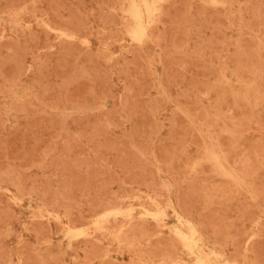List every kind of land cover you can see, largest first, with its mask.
Returning a JSON list of instances; mask_svg holds the SVG:
<instances>
[{"label": "rangeland", "instance_id": "374dc122", "mask_svg": "<svg viewBox=\"0 0 264 264\" xmlns=\"http://www.w3.org/2000/svg\"><path fill=\"white\" fill-rule=\"evenodd\" d=\"M9 1H10V3H9ZM24 1H25V3H24ZM51 1L52 0H28V1H26V0H20V1L19 0H17V1L16 0H8V1L7 0H1L0 1V43H1V45H0V49H1L0 50V60L4 59V58L6 59L7 56H8L7 57V59H8L10 57L9 54H11L12 52L15 55L14 56L13 54H11V57L8 59V61H10L9 63H7L8 62L7 60H5V63H2L3 61H0V63H1L0 66L6 67V69H5V67H4V69H3V67L0 68V72H1L0 73V140H2V139L7 140L9 143V145H8L7 142L5 144L4 143L5 141H3V140H2L3 142L0 141V161H1L0 162V193H1L0 194V211L4 209L5 212L6 211L8 212V214L4 212L5 217L2 214L4 210L2 212H0V214H1L0 215V230H1L0 231V264H3V263L5 264V262H3V260L6 261V259H7L6 264H37V263H39V264H43V263L44 264L45 263L46 264H57V262H58V264H60V263L61 264H82V263L83 264H86V263L87 264H118V263L119 264H124V263L125 264H133V262H134V264H155V263L156 264H197L196 259H195V255L189 254L187 252V249L185 247L183 240L175 233V229L177 226H180V223L177 220V218L173 215L171 208H169L166 211L165 219L162 222H158V220L155 219V217H153V215L151 213V212L156 210V207L154 206V204L152 202L153 198L159 200L162 204H164V203L166 204L168 202L167 200H168L169 195L171 197V200L174 203V207L182 215H184L187 218H190L199 227V229L202 230L200 232H203L202 235L204 236L206 246L208 249L213 248V249H217V250L221 251L226 258H228L231 261H234L235 264H259V263L264 264V263H262V262H264V260L262 259V256H259V259L261 257L262 262H260L261 260L258 261L259 259H257L258 255H262V254L264 255V240H263L264 239V235H263L264 234V225H263L264 221H261V220H264V203H263V201H264V197H263L264 196V182H261V180L264 181L263 180L264 176L260 177V175L264 172V170H263L264 169V162H263L264 161V154H263L264 153V147H263L264 146L263 145V143H264V129L263 128L264 127L262 128V123L264 122V113H263V111H264V104H263L264 103V100H263L264 96H262V93L264 95V90H263L264 85L261 87L262 90L259 88L261 86L260 84H264V83H260V82L264 81V79H262V77L264 78V76H262V75H264L263 74L264 73V69H263L264 68L263 67L264 66V33H263L264 32V25L262 26V24H264V21L261 20L262 16H264V13L260 14L261 17H259L260 15L258 14V12L260 11L259 9H261V8H263V9H261L260 13L264 12V6H263L264 4L262 5V2H264V0H262V1L256 0L255 2H254V0H190V1L189 0L188 1L187 0H185V1L184 0H164V4H165L166 8L168 7L167 9L169 11V12H167V9H166V14L167 13L169 14L170 12H172L173 14L170 16L169 15L166 16V14L164 13L163 15H165L166 18L164 17L163 19H160L161 21H159L158 24H155V34H157V32L158 33L160 32V33L155 35L153 40L145 39L142 41H136V40L131 39V35L127 31L128 26H129V24H127V23L129 22V18L125 14H123V12L121 10V7L125 4L126 0H123V1L122 0H116V1L114 0L115 3L112 2L113 4L111 3V1H113V0H108V1L107 0H105V1L104 0H84V1L83 0H62V1L60 0L61 2L58 0H56V1L53 0L54 1V2L52 1L53 3ZM169 1H170V3H169ZM178 1H181V2H178ZM182 1H183V3L184 2L185 3L183 4ZM20 2H23V3H20ZM48 2H51V3H48ZM63 2H65V3L68 2V3H67V5H65V3H63ZM194 2H195V4H193ZM18 3L21 5H18ZM55 3H56V5H55ZM57 3H58V5H60V7L57 6ZM175 3H176V6H175ZM180 3L184 6V9L182 8L183 6H181ZM258 3L260 4V6L258 5ZM7 4L9 7L5 6ZM114 4H115V6H114ZM170 4L172 7L169 6ZM178 4H180L181 7H179ZM10 5H11V7H10ZM51 5H53V6L51 7ZM63 5H64V7H63ZM68 5H69V7H65ZM185 5L186 6L188 5L187 9H186ZM196 5H197V8H196ZM241 5L245 6V7H242L244 10L241 8ZM261 5L263 7H261ZM38 6L40 8H38ZM61 6L63 8H61ZM70 6L72 9L70 8ZM76 6H78V7H76ZM199 6L202 8L200 9ZM53 7L56 9L53 10ZM169 7L171 10L169 9ZM217 7H219V8H217ZM246 7L251 12H249ZM47 8H48V10H47ZM172 8H175V9L172 11ZM180 8L185 13L184 12L181 13ZM67 9H69V10H67ZM78 9H79V11H78ZM196 9H197V11H196ZM217 9H218L219 14H218V12H215V14H214V11H217ZM175 10L177 13L176 14L177 17H178V13L181 14V15L179 14L180 16L178 18L175 16L177 19H175V17H174ZM178 10H180V12H178ZM219 10H222V12ZM68 11H69V13H68ZM212 11H213V13H212ZM80 12H81V14H80ZM83 12L86 14V16H84L85 14L82 15ZM113 12H114V14H113ZM247 12L249 13V15H250V13H252V14L250 16H248ZM227 13H229L230 15ZM77 14L80 15V16H77L78 20L75 19L76 18L75 15H77ZM208 14L210 15V18H209V16H207ZM216 14H217V16L218 15L221 16V17L218 16L220 23L218 22V20L214 21V19H216V17H217V16L215 17ZM50 15L53 17V19ZM68 15H70V16H68ZM72 15H74V16H72ZM110 15H111V18H113L111 23L108 22L111 20L110 17H107V19H104V18H106V16H110ZM163 15H162V17H163ZM252 15L254 18H252V24H250ZM67 16L69 19L66 18ZM81 16H83V17L81 18ZM181 16L183 18V21H182ZM211 16H214L212 18V23L210 21ZM73 17H75V18H73ZM84 18H86V20H83ZM167 18H168L167 21L171 22V23H168L166 21L168 24V27H167V25H165L166 23L164 24V22ZM180 18H181V20L178 21V19H180ZM199 18H201L200 22L197 21V20H199ZM223 18H224V22H221L223 20ZM246 18L247 19L249 18L248 20H250V21H248ZM61 19L64 20V23ZM65 19H67V20H65ZM171 19L173 21H171ZM253 19H255V21ZM259 19L261 20L262 24L259 21ZM68 20L70 22L73 21L72 24L73 23H75V24L72 25L71 23H67V24H70V26L69 25L66 26L65 22L66 21L69 22ZM79 20L80 21L83 20L84 22L86 21L87 23L86 22L84 23L82 21L80 22ZM229 20H233L234 24H228L227 25V21H229ZM263 20H264V17H263ZM60 21H61V23H63V26L61 25ZM100 21H102L103 23H101ZM174 21H178L179 24H178V22L174 23ZM106 22H107V24H106ZM172 22L174 23V26H173ZM215 22H218L219 25L217 23L215 24ZM59 23H60V25H59ZM223 23H224V25H223ZM245 23H247V24L245 25ZM64 24H65V29H64ZM169 24L170 25L172 24V26H170ZM213 24L215 25V27ZM162 25L166 26L167 28L163 27ZM207 25H208V27H207ZM74 26L77 28H75ZM103 26H104V28H103ZM169 26H170V29H169ZM249 26H250V28H249ZM255 26L259 30H256L257 28ZM175 27H176V29H174ZM204 27L206 29H204ZM212 27L214 28V31H213ZM238 27H239V29H238ZM48 28H50V30ZM70 28H72V29H70ZM95 28L97 29L98 32H95L96 31ZM254 28H255V30H254ZM34 29H35V31H34ZM78 29H80V30H78ZM165 29H167V30L165 31ZM209 29H210L211 33H212V31L214 33L216 31V29H217V31L218 30L219 31L218 32L216 31V33H214V34H210ZM51 30H53V31H51ZM174 30H176V31L174 32ZM245 30H246V33L244 32ZM36 31H37V33H35ZM99 31H101V32H99ZM170 31H171V33H174V36H173V34H170ZM177 32H178V34L176 35ZM111 33H112V35H111ZM168 33H169V35H168ZM217 33H218V35H217ZM47 34H49V35H47ZM68 34H70L71 36H68ZM243 34L244 35L247 34L246 36L249 37V39L246 36H245V38H243L244 37ZM162 35H164L166 38L163 37ZM178 35H180L184 39L181 38L180 36L178 37ZM219 35L220 36L222 35V37H223V35L226 36V39H225L226 42L222 41V39ZM238 35H240V36H238ZM98 36H99V38H98ZM169 36H170V38H168ZM171 36H173L172 37L173 41L170 42L169 40H172ZM174 37H176V39ZM256 37H258V38H256ZM10 38H12V40ZM206 38H208V39H206ZM212 38L213 39L215 38L219 42H216V40L214 42V40ZM5 39H6V41H4ZM9 39H10V43H9ZM162 39H163L165 44L163 43ZM223 39H224V37H223ZM256 39H258V40H256ZM17 40L19 41V44H18ZM62 40H64V41H62ZM176 40H177V42H176ZM179 40H181L183 43H182V45L178 46L177 44H178ZM183 40H185V42ZM207 40H208V42H207ZM211 40H213V41H211ZM237 40L239 42H235ZM1 41H3V42H1ZM11 41L14 42V45L12 44L13 42H11ZM240 41L242 43H240ZM245 41H246V43H245ZM256 41H258V42H256ZM44 42H46V43L44 44ZM67 42L69 44H67ZM76 42H78V43H76ZM167 42L170 43L168 46L166 44ZM160 43H163L166 46L164 47V45L160 44ZM199 43H200V45L202 44L201 45L202 51H201V48L199 47L200 46ZM239 43L241 44V46L244 45L245 47L247 46L246 44L248 43V46H247L248 49L251 48V51L254 50V52H256V53L253 52V55H251L250 54L251 51L248 50L246 47L245 48V49H247V52H246L244 47H241ZM243 43H245V44H243ZM252 43H254L255 45H252ZM147 44L149 46H147ZM179 44H181V42H179ZM2 45H3V47L7 46L10 49L14 46H17V47L12 48L13 51H11L8 48H7V50H5V48H1ZM64 45H65V49H64ZM80 45H81V47L79 48ZM170 45H172V47ZM68 46H73V47H71V49H70V47H68ZM160 46H162L163 49ZM252 46L256 47L255 48L256 50L254 49V47L252 48ZM145 47L147 48V50ZM166 47H167V49H166ZM223 47L226 49V51ZM72 48H74L75 50L74 49L72 50ZM168 48H169V50L170 49L171 50L169 51ZM14 49H16V50L18 49L17 51H19V50L21 51V52H19L20 56H18L19 55L18 52H14V51H16ZM69 49L72 52L68 51ZM148 49H150V52L148 51ZM164 49H165V51L168 50L167 53L165 51H163ZM239 49L240 50L242 49V51L240 53L243 52L246 54L247 57H249V58H246L242 64L249 65V67L248 66L247 67L248 68L251 67L252 70L255 71V72L254 71L250 72L251 68H250V70L247 69L249 73L246 70V74L248 76L246 75L244 77V79L246 81V85L249 86V88L247 89L249 91L248 94H249V96L250 95L252 96L251 98L249 97V100L251 99V103L253 102V104H251V106H249L250 102L240 103V106L238 105L239 108L236 107L237 111L235 108H233L234 106H231L232 101L230 100L231 99L230 97H229L230 99L227 97L230 101H228V100L225 101L228 103L230 102L229 104L227 103L229 106L226 105L225 103H224L225 105L223 104L225 106V107H223V110L224 109L227 110L228 108L229 109L232 108L230 111H231V113H233V115L230 113L229 109H228V111L230 113L229 116L232 115L233 117L230 116L231 117L230 119H226L227 123L231 124V126L229 124V127L230 128L232 127V133L228 132V131L223 132L222 134H224V135L221 136V134H220V137L217 140L222 141V143H221V141L219 142L220 144L218 143L219 147H221L220 145L222 144V147L225 148L224 149L225 152H224V150H222V147L220 148L222 151V154H223L222 155V162H224L223 164L225 166H228V168H230L232 170V172L235 173V175H236V176L234 175L233 177H230L224 173H220V172H217L215 170H211V172L209 171L210 168L212 169V167H211L210 161L207 160L206 157H204L205 154H204V147H203L205 145L206 138L204 139V136L200 130L192 129L188 126V124H187L188 122H183L184 120L186 121V118L184 117L183 114H176V113H180L176 108H177V106L187 107L193 113L199 112V115H201V117H202V114H200V113H202V110L200 108L208 105V102L210 100L216 99L217 97H219L223 93V90H221L222 88H220V85H219L220 73L223 74V79L228 85L240 89L241 88V80H240L239 74L241 72L239 73V71L241 69H243V67L241 68L239 66L240 63H238V61L236 60L237 58L235 59V56L238 57L237 55H238ZM243 50H245V51H243ZM3 52H5V53H3ZM69 52L72 54H70ZM171 52L172 53L174 52L173 55L176 56L175 57L172 55L174 59L171 57V54H172ZM203 52H205V53H203ZM211 52H212V54H214L212 56V60L210 57ZM248 52H249L251 57L247 54ZM6 53H7V55H6ZM151 53H153V54H151ZM199 53H202L204 56H202V54H199ZM231 53H233V54L231 55ZM215 54H217V56ZM21 55L24 56V59ZM61 55L62 56L64 55V56L62 57ZM153 55H158V57L153 56ZM228 55L229 56L231 55L233 57H229ZM262 55H263V57L261 58ZM55 56H56L57 61L60 58L62 59V58H66V57H69L70 60L68 58L65 59L67 61L59 60V62L61 63V65H60V63H59V65L61 67H57L56 64L58 62H56L55 58H53ZM59 56H61V57H59ZM168 56H169V58L173 59V61L178 60L177 62H175L176 65H175V63L173 65V61L171 64V62H170L171 59L168 60L169 59V58H167ZM192 56H193L194 60L191 59ZM196 56L199 57L200 59L199 60L196 59L197 58ZM227 56H228V58H227ZM252 56L253 57L255 56L257 59L253 58ZM258 56H259V58H258ZM18 57H20V58L18 59ZM133 57L136 59L138 57V60H140V58H141V60L138 61V60L134 59ZM142 57H143V60H142ZM153 57H155V58H153ZM162 57H163V59H162ZM215 57L216 58L220 57V58L215 59ZM225 57H226V62H224ZM48 58H49V60H48ZM175 58H178V59L175 60ZM185 58H187V59H185ZM201 58H204V59L202 60ZM229 58H230V60H227ZM13 59H16V61H18V62H16L14 60L15 61V63H14ZM22 59L24 62L21 61ZM184 59L185 60L191 59V60H190V62L189 61L187 62ZM247 59H249V61ZM251 59H255V60L252 61ZM50 60H52V62H49ZM201 60L204 63V65L207 64V66H205L206 68L203 67L204 65L202 66V64H199V62ZM216 60L219 62H216ZM250 60H251V62H250ZM20 61H21V63H20ZM54 61L56 62V64L53 63ZM155 61H158V62H155ZM161 61H162V63H161ZM164 61H165V63L166 62L167 63L166 64L164 63V65H161V64H163ZM194 61H197L198 63L196 62L197 63L196 64ZM231 61H233L232 62L233 65H232ZM64 62H66V64H68V65L66 66V64ZM92 62H93V64H92ZM179 62H180V64H179ZM202 62H200V63H202ZM18 63H19V65H17ZM47 63L50 66H48ZM62 63H64V64H62ZM132 63L133 64L137 63V64L133 65ZM168 63H169V65H167ZM193 63H195V64H193ZM227 63L228 64L230 63V65H232L233 68H231L232 66L228 65ZM234 63L237 65H234ZM8 64L10 65V67ZM14 64H16L15 65L16 67L13 66ZM71 64H73V65L71 66ZM191 64H193L195 67L192 66ZM256 64H258V65H256ZM262 64H263V66H262ZM46 65H47V67H45ZM89 65H91V66H89ZM166 65L168 68L171 67L172 68L171 70H174V71H171L167 67H165V68L163 67ZM187 65H191V66L188 67ZM209 65H210V68H209ZM213 65H214V67H213ZM227 65L230 69L227 67ZM19 66L20 67L22 66V68H19ZM97 66L98 67L100 66V67L97 68ZM144 66H146V67L144 68ZM173 66L176 67V70L173 69ZM261 66H262V71H261V69L259 70V68ZM14 67L16 70H14ZM191 67H192V70H191ZM196 67H197V69H196ZM244 67H246V65ZM11 68H12V71H11ZM57 68H59V70H57ZM91 68H92V70H91ZM177 68L182 69V70H180V73L178 74V77L181 79H179L178 77L177 78L175 77V76H177L176 75ZM211 68H213V69H211ZM18 69L20 70V73H18V71H19ZM24 69H26V70H24ZM165 69H167V71ZM186 69H187V71H185ZM225 69H227V70H225ZM238 69H240V70L238 71ZM5 70L8 72H6ZM93 70H94V72H93ZM168 70H170L171 72H174L173 74L171 72H169V76H170L169 78L170 79L168 78V74H167ZM257 70H259V71H257ZM24 71H25V74H24ZM64 71H66V74ZM68 71H69V73H68ZM123 71H124V73H123ZM135 71H138L139 73L138 72L136 73ZM201 71H203V72H201ZM207 71H209V72L207 73ZM3 72H5V73H3ZM13 72H14V75L17 72V75L13 76L12 75ZM61 72H62V74H61ZM106 72H107V75H106ZM184 72H186V73H184ZM199 72H201L204 76H202V74ZM261 72H263V73L261 74ZM2 73L4 74V76ZM86 73L88 75H86ZM98 73H99V75H98ZM163 73H165V74H163ZM10 74L13 76V78H14L13 80H12V78H10V76H9ZM180 74H182L183 76L182 75L179 76ZM254 74L256 75L257 79L255 78ZM166 75H167V77H165ZM214 75L216 78L214 77ZM44 76H46V77H44ZM87 76H89V77H87ZM141 76H143V78ZM172 76H173V78H172ZM91 77L94 78V80ZM136 77L140 78V79H137ZM161 77L162 78L164 77L163 79L165 82L163 81V79H161ZM194 77H196V78H194ZM77 78H79V80ZM135 78L137 81L135 80ZM165 78H167V79L165 80ZM173 79H174V81H173ZM177 79H178V81H176ZM138 80H139V82H138ZM168 80H170V82ZM189 80L194 81L193 85L190 84L193 81H189ZM73 81H75V82L73 83ZM129 81L132 83L131 86H130ZM166 81H167V83H166ZM175 81L177 83H175ZM199 81H200V83H199ZM144 82H146V84L143 85ZM162 82L165 85L162 84ZM197 82H198V84H201L200 87L204 86V85L207 86L209 84H213V83L218 82L219 88L214 90L211 94H205V88L206 87L204 86L200 89L199 85H197ZM172 83H174L176 85L173 84V86H172ZM257 83L258 84L260 83L259 87H258ZM127 84L129 85V87ZM194 84L199 88L194 86ZM132 86H134V87H132ZM251 86H252V88H251ZM88 87H89V89H88ZM124 87L126 88V91L124 90ZM130 87H131V89H130ZM128 88H129V90H132L133 94L131 93V91L128 90ZM70 89H72V90H70ZM178 89H179V92H178ZM198 89H200V90H198ZM250 89L252 90L253 94H252ZM138 90L140 91V94L142 92L143 93L142 95H144V96L140 95ZM176 90H177V92H176ZM180 90L183 91V94ZM102 91L105 94H103ZM66 92H67V94H66ZM134 92H136L137 95L139 94L140 96L139 95H138L139 97L136 96V94H134ZM200 92H203L204 96H202V93H200ZM176 93H178V95L180 94L178 100H177L178 95ZM165 94L169 95L168 99L164 98ZM184 94L187 95L188 98H192V100L191 99L189 100L190 102L187 101L188 104L186 103V100H188V98ZM130 95L132 96V99H131ZM134 95H135L136 99H135ZM174 95L177 98H175ZM208 95L211 96L209 99H208ZM123 96H124V98H123ZM126 96H127V98H125ZM181 96L184 97L186 100L184 98H182ZM65 97H67V98H65ZM260 97H263L262 100H259ZM50 98H51V100H50ZM133 98H134V100H133ZM252 98H253V100H252ZM120 99H121V101H120ZM193 99H195V100L193 101ZM137 100H139V101H137ZM133 101L137 105H135L133 103ZM140 101H142V102H140ZM183 101H184V103H183ZM191 101L193 104H191ZM115 102H116V105H115ZM148 102H151V103H149L150 104L149 106H151V104L153 103L152 104L153 106H151V108L149 106H147ZM161 102L163 105H162V107L158 108V105ZM194 102H196V103H194ZM132 103L135 105V107L134 106H128ZM142 103H144V104H142ZM259 103H262V104L260 105ZM68 104H70V105H68ZM139 104H141L142 107H139V106H141ZM194 104L197 106V109H198L197 111L195 109L196 107H193ZM143 105L147 106V107H144ZM243 105H246L247 107L243 106ZM198 106H199V108H198ZM16 107H18V108H16ZM132 107L136 110L134 111V109ZM138 107L142 110V112H140V109ZM191 107L194 109V111ZM241 107L242 108L245 107L243 109L246 113H243L244 111ZM261 107H263V108H261ZM129 108H130V110H129ZM152 108H153V110H152ZM18 109L20 111H18ZM238 109H239V111H238ZM240 109H241V111H240ZM257 109L258 110L260 109V111L261 110L262 111L260 112ZM172 110L174 111L173 114H172V112H173ZM247 110H249L250 112ZM129 111H131V112H129ZM228 111H225L227 113V114H225V115H227L226 118H229ZM235 111H236V113H235ZM146 112H150V113H148V115H150V116H147ZM131 113L133 114V116ZM247 113L248 114L250 113V114L248 115ZM123 114H124V116H123ZM244 115H245V117H244ZM142 116L146 117V118H143ZM176 116H179V117H176ZM180 116L182 118H184L182 120L183 124L186 123V124H184V126H182L183 125L182 123L180 125V121H179V120H181ZM234 116H235V119H234ZM248 116H250V117L248 118ZM27 117L32 118L35 121V123L32 119H28ZM236 117H238V118L240 117V120ZM178 118H179V120H178ZM244 118H245V121H244ZM250 118H253V120L251 119V122L249 121ZM133 119L136 120L137 122L134 121ZM173 119L177 120L179 123H176V121ZM254 119H256V120H254ZM28 120H30L31 122ZM148 120H150V121H148ZM229 120H230V122H228ZM260 120H262L263 122H260ZM57 121H58V123H57ZM37 122H39L38 125L36 124ZM235 122H237L236 123L237 127H236ZM121 124H123V125H121ZM154 124H157V125H154ZM177 124L182 126L183 129H182V127L178 126ZM246 124L250 127H248ZM253 124H255V125H253ZM33 125L35 127H33ZM117 125H119V126H117ZM238 125H240V126L238 127ZM40 126H41V128H40ZM251 126H252V128H251ZM255 126H257V127H255ZM258 126L261 128H259ZM263 126H264V123H263ZM19 127L23 128L26 133L24 132L23 129H20ZM36 127H37V129H35ZM101 127H103V128L101 129ZM44 128H45V130H44ZM151 128H153V129H151ZM238 128H241V130ZM246 128L248 129V131H245V130H247ZM18 129L23 131V134L21 131H17ZM138 129H139V133L137 131ZM176 129H177L176 132H178V134L175 132ZM234 129H237V130H235L233 133ZM100 130H102V131H100ZM154 130H155V133H154ZM189 130H190V132H189ZM195 130H197V131H195ZM57 131H60V132L57 133ZM106 131H107V133H106ZM236 131H238L239 133ZM15 132H17V134H19L18 132H20V134L16 135ZM50 132H51V134H50ZM82 132L84 134H85V132H87V134L89 132L90 135L85 134L84 136H82V135H80V134H83ZM196 132H198L199 134ZM31 133L33 134L32 136H34L33 138L31 137ZM55 133H57L58 135ZM132 133H136V134H134L135 136L134 135L131 136ZM148 133H151L149 138H148V135H149ZM152 133H154L155 136ZM247 133H249V134H247ZM252 133H253V135H252ZM258 133H259V135H256ZM34 134L37 136L36 139H39V141L41 140L40 142H42V143L37 142L38 140L36 141V139H34L35 138ZM170 134H172V135H170ZM192 134L194 135L193 136L194 138L192 137ZM195 134H197V136H195ZM234 134H236V135H234ZM74 135H76L77 137H75ZM94 135H97V136H94ZM136 135L138 138H136ZM226 135H228V136H226ZM238 135L239 136L241 135L242 137H238ZM244 135H245V137H243ZM6 136H7V139H6ZM10 136L13 138V140ZM56 136H57V138L55 139ZM90 136H91V138H90ZM98 136H100V137H98ZM107 136H109V137L106 138ZM200 136L202 137L204 142H201L203 140L200 138ZM229 136L233 140H230ZM52 137H54V138H52ZM133 137L135 138L136 141H134ZM161 137H162V139H160ZM185 137H186V139H185ZM187 137H188V139H187ZM8 138H10V139H8ZM105 138H106V140H105ZM247 138L249 140H247ZM250 138H251V140H250ZM19 139H23V140H19ZM76 139H77V141H76ZM115 139H117V140L115 141ZM132 139H133V142L135 143V145H133L134 143H132ZM181 139H183V140H181ZM227 139H228V141H227ZM257 139H259V140H257ZM78 140H79V142H78ZM123 140H125V141H123ZM185 140H186V142H185ZM243 140H247V141H243ZM44 141H45V143H44ZM97 141H98V143H97ZM100 141L101 142L103 141V142L101 143ZM114 141H115V143H114ZM119 141L121 143L120 145H118ZM122 141L124 144H122ZM177 141H179V142H177ZM225 141H226V143H225ZM231 141H233V142H231ZM237 141L240 143H241V141H243L242 144H240V147H238L239 143H237ZM248 141L249 142L258 141L257 143L259 145H260V142L261 143L263 142L261 144L263 146H261V145L258 146L257 143L256 144L249 143ZM36 142H37V144H36ZM53 142L55 144H53ZM95 142L97 144L94 145ZM104 142L105 143L107 142V144H105ZM164 142H165V146H166L165 149H164V144H162ZM196 142H198V143H196ZM244 142H245V145H244ZM246 142H248V143H246ZM33 143H35L34 144L35 147L33 146ZM103 143H104V147H103ZM108 143H110V144H108ZM113 143L114 144L117 143L118 149H117V145L114 146ZM137 143H139L140 146H138L139 144H137ZM141 143L145 144V145H143V148H142ZM179 143H181V145H186V149L183 152H180L178 150V146H180ZM200 143H202V144H200ZM56 144H57L59 149L56 147ZM111 144H112L113 148L110 147ZM225 144L228 145L227 146L228 148L225 147L226 146ZM249 144L252 146H253V144L256 145L255 147L253 146L254 150H253L252 146H251V149H249L250 146H247ZM105 145L107 146V148H109V147L110 148L106 149ZM168 145H169V147H168ZM235 145L237 147H235ZM10 146H12V147H10ZM21 146H23L24 149L21 148ZM80 146H82V147H80ZM121 146H122V149H120ZM144 146H146V147L144 148ZM156 146L163 148L162 149L163 154H162V152H160L158 154V152L161 148L157 150ZM243 146H247V147H245L247 149L243 148ZM257 146H258V148H256ZM37 147H39V150H35V149H37ZM54 147H56L58 150L56 148L54 149ZM229 147H231V148H229ZM234 147H235V150H234ZM91 148L96 150L97 152L94 150L92 151ZM137 148H140V149H137ZM141 148H142V151H140ZM240 148L243 150L242 151L239 150ZM16 149H17V151H16ZM46 149H48V151H46ZM49 149H51V150H49ZM115 149H116V153H115ZM128 149H130V150H128ZM146 149H147V151H145ZM148 149L150 150V152ZM153 149L156 151V154H155V151ZM172 149H174L176 151L175 155L171 154L169 152V151H172ZM228 149H230V150H228ZM54 150H57L58 152L57 151L55 152ZM127 150H128V152H127ZM227 150L230 152H228ZM237 150H239L238 156H237V152H236ZM255 150H256V152H255ZM258 150H261L263 152L258 151ZM6 151H8L9 154L6 153ZM14 151L17 153L14 154L15 153ZM24 151L27 153V155L24 153ZM49 151H50L51 156L49 154ZM249 151H251L252 154L254 152L255 153L253 155H251L250 154L251 152L249 153ZM44 152H46L47 154H45ZM193 152H195V154H193ZM231 152H232V154H231ZM247 152H248V155H250L249 157H248V155H247V157H246V155L244 156V154H247ZM22 153H23V155L25 154V156H23ZM55 153H58V154L60 153V155L55 154ZM132 153H134V154H132ZM142 153L145 155V157ZM198 153H199V156L197 157ZM61 154H62V156H61ZM126 154H128V155H126ZM129 154H131L133 156H131ZM154 154H155V156H154ZM233 154L234 155L236 154V156H234ZM36 155H37V157H36ZM141 155H143V156H141ZM162 155L166 158L165 162H164V160H162V159H165L164 157L162 158ZM168 155L170 157L171 156L172 157L170 158ZM183 155H185L186 157ZM194 155H196V156L194 157ZM226 155H229V158H228V156L226 157ZM261 155H262V157H261ZM27 156L29 159L27 158ZM59 156H60V159L61 158L63 159V161H62V159L59 160V158H58ZM117 156L119 157V159ZM146 156H147V158H146ZM190 156H192L193 158ZM253 156L255 158H253ZM2 157H4V159ZM10 157H11V159H10ZM14 157L17 159H15ZM101 157H103V158L105 157L107 160L103 159ZM149 157H150V159H148ZM156 157L159 159L161 158L160 160L162 161V163H159L161 161H158L159 159H157ZM231 157H235L236 159L234 160V158H231ZM241 157H243V159ZM8 158H9V161H8ZM26 158L28 160H26ZM30 158H36V160H38V161H36L34 159L36 161L35 162L33 159H30ZM94 158L96 160H94ZM168 158H169V160H167ZM225 158L226 159L228 158V159L226 160ZM88 159H90V160H88ZM139 159H140V161H139ZM230 159H231V161H230ZM39 160H40V162H39ZM87 160H88V162H87ZM123 160H124V162H123ZM132 160L134 163L132 162ZM256 160L260 164L258 162H256ZM10 161L13 163H11ZM22 161H23V163H22ZM144 161H146V162H144ZM238 161H240V162H238ZM253 161L255 162L256 166L259 164L258 165L259 167L257 166V168H259V170H258L259 173L257 172V170L255 168H254L255 172L252 171L253 169L252 170L250 169L253 173L249 170V168H252L254 166V165L251 166L252 163H254ZM29 162L30 163L35 162L36 164L35 163H34V165L30 164V166H29L28 165ZM126 162L128 164L130 163V165L128 166V164ZM137 162H138V164H136ZM229 162L232 164H230ZM250 162H252V163H250ZM140 163L143 165H141ZM172 163L173 164L175 163L173 165V167L175 165H177V166H175L173 168ZM178 163H181L180 164L181 167L179 166ZM238 163H239V166H238ZM246 163H247L248 169L246 166L244 167V165H246ZM249 163H250V165H249ZM56 164H58V165H56ZM66 164H67V166H66ZM134 164L137 167H135ZM144 164H145V166H144ZM22 165H25V168H24V166L22 167ZM102 165L104 167H102ZM118 165H119V168L117 167ZM138 165H140V167ZM182 165H183V167H182ZM236 165L238 166V168H236L237 167ZM240 165L244 169H242V167H240ZM260 165H262V166H260ZM2 166L5 167V169L2 168ZM61 166H63L64 168L63 167L62 168L65 170H63L61 168ZM141 166H142V168H141ZM200 166H203V168H201ZM234 166H236V167H234ZM177 167H178L180 172L178 171V169H176ZM128 168H130V169H128ZM150 169L153 171H151ZM245 169H247V170H245ZM75 170H77V171H75ZM94 170H96V172ZM120 170H122L123 172L125 170L126 171L124 173L123 172L121 173ZM131 170L133 172H131ZM261 170H262V173L260 172ZM88 171H89V173H88ZM119 171H120V173H119ZM177 171L179 172L180 175L178 173H176ZM243 171H245V172H243ZM54 172H55V174H54ZM64 172H66V173H64ZM83 172L85 175H83ZM104 172H105V174H104ZM91 173H93V174H91ZM126 173L128 176L126 175ZM132 173H133V175H132ZM137 173H138L139 177H137ZM72 174H73V176H71ZM210 174H211V176H210ZM258 174H260V175H258ZM109 175L113 176V178L111 177V180H113L112 182L110 180ZM152 175H154V176H152ZM197 175L201 176V177L204 176L203 177L204 179H200V177L198 179ZM263 175H264V173H263ZM114 176H115V178H114ZM150 176L152 177V179H150L151 178ZM212 176H214L213 180L211 178ZM68 177H69V181H67ZM72 177H74V178H72ZM105 177L108 178L107 179L108 181L106 180ZM131 177H133V178L129 179ZM207 177H208V179H207ZM123 178L126 180H123ZM136 178H139L140 180L136 179ZM233 178H235V179H233ZM76 179H77V181H75ZM196 179L199 182H197ZM210 179H211V181H210ZM228 179H230L231 181L233 180V181L231 182ZM72 180H73V183H72ZM86 180H87V182H86ZM88 180H89V182H88ZM98 180H99V182H98ZM129 180H131V182ZM150 180H151V182H149ZM205 180L209 184H207V182ZM14 181L17 182V184ZM104 181H105V183H104ZM120 181H122V183H120ZM138 181L141 184H139ZM156 181H159L161 184L159 182H157V184H156ZM178 181L180 183H178ZM192 181H194V182L196 181L198 184H200L199 186L201 189H203L205 187V190L204 189L200 190L198 184L194 185L196 182L194 183ZM215 182L216 183L218 182V184H219L218 187H217L218 184H215ZM227 182L229 185L227 184ZM74 183H75V185H74ZM103 183H104V185H103ZM151 183H152V186H151ZM201 183L202 184L206 183L205 185H207V186L202 185ZM262 183H263V185H262ZM36 184L37 185L41 184V185H38L39 187H37ZM43 184H45V185H43ZM60 184H63L64 187H63V185H61L62 188H61V186L60 187L57 186ZM174 184H175V186H174ZM123 185H125L126 188ZM215 185H216V187H215ZM259 185H260V187H259ZM35 186L39 191L36 190ZM44 186H46V187H44ZM96 186L101 187V189L99 188L100 190H97L98 188ZM104 186H105V188H104ZM147 186H149L150 188L149 187L147 188ZM178 186L179 187L181 186V189ZM208 186H209V189L207 190L206 187L208 188ZM239 186H240V188H239ZM131 187H132V191L130 189ZM222 187H223V189H222ZM226 187H227V189H226ZM52 188H54L53 191H52ZM67 188H68V190H67ZM215 188L216 189L218 188V189L216 190ZM47 189H49V190H47ZM58 189H59V191H58ZM114 189H116V191ZM153 189L158 193L154 192ZM191 189H192V191L190 192ZM212 189H214L215 191L213 192ZM46 190L48 191V195H46L47 194ZM95 190H97V191H95ZM106 190H108V191H106ZM123 190L125 191V193H123L124 192ZM193 190L195 193L193 192ZM67 191H68V193H67ZM93 191H95L94 192L95 194L93 193ZM105 191L108 192V194L110 192V194L109 195L107 194L108 196H106V194H104V193H106ZM205 191H207V192H205ZM53 192L56 195L55 197H54ZM74 192H75V194H74ZM112 192H113V194H112ZM114 192H115V195H114ZM126 192H128L129 194H127ZM130 192H131V194H130ZM196 192L198 195L196 194ZM208 192H209V194H213V195L210 196L208 194ZM227 192H229V194ZM242 192H243V196H242ZM204 193L205 194L207 193V195H209V197L207 195H205ZM246 193H249V195H247ZM102 194H103V196H102ZM178 194L180 196H178ZM191 194H193L195 196L191 197ZM232 194H233V196H232ZM244 194H246L247 197H249V198H247L246 195H244ZM99 195H100V197L102 196L103 200H99L100 199ZM104 195H105V198H104ZM183 195H184V197H183ZM186 195H188V197H189V198L187 197V199H189L188 201L186 200ZM64 196H66V199ZM214 196H216V198ZM51 197L55 198V200L53 199L54 200L53 201ZM69 197L71 198V200ZM73 197H75V198H73ZM109 197H110V199H108ZM113 197H115V200H113L114 199ZM205 197H208V198L206 199ZM230 197H232L231 201H228L230 199ZM46 198H49L51 200H48ZM180 198L182 199L183 203H182ZM97 199H98V201H97ZM194 199H197L196 202L194 201ZM213 199H214V201H218V202L216 204L215 203L211 204L213 202ZM215 199H217V200H215ZM221 199H222V202L220 201ZM87 200H89V201L87 202ZM107 200H110V203H106ZM191 200L195 203H192ZM51 201H52V203H51ZM185 201H186V203H185ZM89 202L93 205L91 206ZM149 202H150V204H149ZM207 202H209V203H207ZM179 203H182L183 205L184 204H187V205L182 206V204H179ZM109 204H111V206H109ZM115 204H117V205H115ZM193 204H195V206ZM207 204H208V206H207ZM232 204H234L235 207ZM242 204H244L245 206H243ZM246 204H248V205H246ZM252 204H254V205H252ZM261 204H262V206H261ZM209 205H212V207ZM214 205L216 208H214ZM185 207L187 209L188 208H190V209L187 210ZM193 207H194L195 211H194ZM201 207H202V209H201ZM221 207H222V209H221ZM223 207L225 208L224 209L225 211L223 210ZM244 207L247 209L249 208L248 209L249 211L247 209H242ZM238 208L240 209L239 211H238ZM183 209L184 210L186 209V211L184 212ZM228 209H230L231 211L229 210L228 212H226ZM72 211H75L74 214L76 213L77 215L71 216V214H73ZM115 211H118L119 213H115ZM220 211H221V213H220ZM236 211H237V213H236ZM197 212H199L200 214ZM9 213H11V214H9ZM212 213H213V215L211 216ZM219 213H220V217L217 216ZM222 213H223L224 219L223 218L221 219ZM226 213H227V216H228V214H230L231 216L233 215L232 218H235V219L232 220L230 215H229L230 217L225 216L226 217L225 218L224 215H226ZM199 215L201 218L199 217ZM77 216H78V220L76 218ZM204 216H205V218H204ZM215 216H216V218H215ZM70 217H71V219H70ZM74 217H75V220H77L75 222H78V223L73 222ZM1 218H3V219L1 220ZM199 219H201V221ZM219 219H220V221H218ZM43 220H45V221H43ZM79 220L80 221L82 220V222H79ZM221 220H222V222H221ZM239 220L242 222H239ZM35 222H36V226H40V224H41L40 232H41V229L44 228L42 231L43 233L42 232L39 233V229H38V227L36 228ZM71 222H73V223H71ZM202 222H204V223L201 224ZM220 222H221V224H220ZM234 222L237 224H235ZM262 222H263V224H262ZM37 223L39 225H37ZM208 223H210L211 226L215 225L216 226V227L214 226L215 229L213 227H210V226L208 227V225H209ZM222 223L224 224V226H225V223L227 225V226H225L226 229L224 228L226 230V232L222 231V230H224ZM239 223H241V224H239ZM247 223L250 224L249 227H248ZM58 224L62 227H60ZM74 224H76V226ZM140 224H141L142 228L140 227ZM204 224L208 228H206L204 226ZM147 225H148V228H147ZM228 225H230V226L228 227ZM55 226L56 227L59 226L58 227L59 230L57 229L58 231L55 230L56 229ZM143 226H145V227H143ZM150 226L151 227L155 226L156 228L155 227L151 228ZM203 226L205 227V229H203L204 228ZM60 228H61V230H60ZM70 228L73 230L70 231ZM230 228H232V229H230ZM234 228L238 229V230L236 229L238 234L235 232ZM95 229L98 232L94 231ZM122 229H123V231H122ZM239 229L241 230V233L243 232V234L239 233ZM99 231H100V233H99ZM213 231H215V232L217 231L220 234H217V232L215 233ZM228 231H230L231 233L233 232L236 235L234 236L233 233H232L233 234L232 235ZM121 232L124 234L122 235ZM98 233H99V235H98ZM204 233H205V235L209 233V235H206V237H205ZM221 233H222V235L224 234V236H222ZM40 234H41V236H38ZM46 234H47V236H46ZM162 234L164 236H162ZM173 234H175L176 236ZM240 234H241V236L242 235L244 236V234H245V236L240 237ZM130 235H131V238H130ZM210 235L211 236L214 235L215 239H213L214 237H209ZM215 235H217V236H215ZM237 235H239V236H237ZM246 235L248 236V238L246 237ZM42 236H44V237H42ZM92 236H95V237H92ZM99 236L101 237L102 240L99 239L100 238ZM128 236L130 239L128 238ZM165 236H166V238L169 237V239L167 238L165 240ZM38 237H39L40 241L38 240ZM158 237L159 238L161 237V238L159 239ZM226 237H228V238H226ZM238 237H240L242 240ZM245 237H246V239H245ZM40 238H42V239H40ZM80 238H81V241H80ZM84 238H85V240H83ZM153 238L155 239V241ZM172 238H175V239H172ZM78 239H79V241H78ZM90 239H92V240H90ZM170 239H171V241H170ZM179 239H181L182 241ZM223 239H224V241H222ZM259 239H261V240H259ZM156 240L158 241V243H157L158 248L157 249H156L157 246L155 247ZM257 240H259V241L257 242ZM24 241H25V243H24ZM217 241H219L220 243ZM243 241H245V242H243ZM254 241H256V242H254ZM26 242H27V244H26ZM90 242H91V244H90ZM106 242H108V243H106ZM178 242H179V244L177 246ZM236 242L237 243L242 242V244H240V245L238 244V246H239L238 247ZM96 243H98V244L96 245ZM159 243L162 246L159 245ZM243 243H245V244H243ZM52 244H54V245H52ZM74 244H76V245H74ZM85 244H86V246H85ZM92 244H94L95 247L99 246L98 249L96 247L93 250L92 246H94V245H92ZM100 244L103 247H101ZM248 244H251L252 247H250L251 245H248ZM138 245H139V247H138ZM166 245H170V246L167 247ZM259 245H260L261 250L259 247L256 248V246H259ZM236 246L238 247V250L235 248ZM240 246H241V248H240ZM17 247L19 250L17 249ZM19 247L20 248L23 247L25 250L23 248L21 250ZM79 247L80 248L86 247L87 251H85V249H80ZM109 247H112L114 249H112V248L110 249ZM147 247H148V249H147ZM161 247H163V248H161ZM115 248H116V251H114ZM233 248H234V250H232ZM95 249L99 250V251L96 252ZM140 249H141V251H140ZM247 249H249V250L251 249V251H249ZM54 250H56V251L58 250V251L56 252ZM143 250H145V251H143ZM153 250L155 253L153 252ZM159 250H160V252L158 253ZM254 250L257 251L256 255H254L255 254ZM259 250L262 251L263 253L262 252L258 253ZM23 251H24V253L25 252L26 253L22 254ZM47 251L49 253L52 252V253H50L51 255L49 253H47ZM93 251H94V253L95 252L96 253L94 254ZM229 251H230V254L232 253L233 255L228 254ZM7 252H8V254H7ZM18 252L21 254H19ZM140 252H141V254L143 253L142 256H140L141 255ZM169 252H172V253H169ZM240 252L241 253L243 252V253L241 254ZM55 253H57V254H55ZM160 253H161L162 258L160 256ZM162 253L165 255H162ZM26 254H28V255L26 256ZM40 254H41V256H40ZM43 254H45L46 256ZM86 254L90 257H87ZM98 254H100V255H98ZM4 255H6L5 257H7V258H3ZM24 255H25V257H24ZM1 256H2L3 260L1 258ZM47 256L49 258H47ZM93 256H94V258H93ZM164 256H166V257H164ZM170 256L171 257L173 256V257L171 258ZM229 256H232V257H230L231 259L229 258ZM247 256H248V258H247ZM250 256H251V258H250ZM50 257H52V260ZM107 257L109 259H107ZM252 257H253V259H252ZM60 258H61V260H60ZM79 258H81V259L79 260ZM86 258H87V260H86ZM88 258H91V259H88ZM34 259H36V260H34ZM28 260L31 262H28ZM88 260L91 262H87ZM114 261H116V262H114Z\"/></svg>", "mask_w": 264, "mask_h": 264}, {"label": "bare ground", "instance_id": "6f19581e", "mask_svg": "<svg viewBox=\"0 0 264 264\" xmlns=\"http://www.w3.org/2000/svg\"><path fill=\"white\" fill-rule=\"evenodd\" d=\"M0 1H1V0H0ZM7 1H8V0H7ZM16 1H17V0H16ZM19 1H20V0H19ZM26 1H28V0H26ZM52 1H53V0H52ZM52 1H51V2H52ZM54 1H56V0H54ZM54 1H53V2H54ZM58 1H60V0H58ZM58 1H57V2H58ZM61 1H62V0H61ZM61 1H60V2H61ZM83 1H84V0H83ZM104 1H105V0H104ZM107 1H108V0H107ZM115 1H116V0H115ZM115 1L113 0V1H111V3H112V2L115 3ZM122 1H123V0H122ZM184 1H185V0H184ZM187 1H188V0H187ZM189 1H190V0H189ZM255 1H256V0H254V2H255ZM261 1H262V0H261ZM261 1H260V2H261ZM5 2H6V1H5ZM46 2H47V1H46ZM51 2H48V3H51ZM53 2H52V3H53ZM81 2H82V1H81ZM81 2H80V3H81ZM178 2H181V1H178ZM9 3H10V1H9ZM9 3H8V4H9ZM20 3H23V2H20ZM24 3H25V1H24ZM63 3H65V2H63ZM67 3H68V2H67ZM67 3H65V5H67ZM169 3H170V1H169ZM169 3H168V4H169ZM182 3H183V1H182ZM184 3H185V2H184ZM184 3H183V4H184ZM246 3H247V2H246ZM8 4L5 5V6H8ZM112 4H113V3H112ZM112 4H111V5H112ZM180 4H181V3H180ZM180 4H178L179 7L183 6L182 4H181V6H180ZM193 4H195V2H194ZM249 4H250V3H249ZM263 4H264V2H262V5H263ZM15 5H16V4H15ZM18 5H21V4L18 3ZM38 5H39V4H38ZM44 5H45V4H44ZM55 5H56V3H55ZM69 5H70V4H69ZM69 5H68V6H65V7H69ZM75 5H76V4H75ZM82 5H83V4H82ZM188 5H189V4H188ZM188 5H187V6L185 5L186 9L188 8ZM197 5H198V4H197ZM197 5H196V8H197ZM247 5H248V4H247ZM247 5H246V6H247ZM258 5L260 6L259 3H258ZM262 5H261V7L264 6V5H263V6H262ZM12 6H13V5H12ZM52 6H53V5H51V7H52ZM57 6L60 7V5H58V3H57ZM71 6H72V5H71ZM71 6H70V8H71ZM79 6H80V5H79ZM114 6H115V4H114ZM114 6H113V7H114ZM167 6H168V5H167ZM169 6H171V4H170ZM173 6H174V5H173ZM175 6H176V3H175ZM248 6H249V5H248ZM248 6H247V7H248ZM8 7H9V6H8ZM10 7H11V5H10ZM18 7H19V6H18ZM46 7H47V6H46ZM54 7H55V6H54ZM54 7H53V10L56 9V8H54ZM63 7H64V5H63ZM63 7L61 6V8H63ZM76 7H78V6H76ZM111 7H112V6H111ZM171 7H172V6H171ZM199 7H200V6H199ZM199 7H198V8H199ZM242 7H245V6H242V5H241V8H242ZM247 7H246V8H247ZM249 7H250V6H249ZM261 7H260V8H261ZM38 8H40V7L38 6ZM44 8H45V7H44ZM70 8H69V9H70ZM167 8H168V7H167ZM167 8H166V6H165V4H164V0H126L125 4L121 7V10H122L123 14H125V15L129 18V22L127 23V24H129L127 31L130 33V35H131V39L136 40V41H142V40H145V39H147V40H153V39H154V36L160 33V32H159V33L157 32V34H155V24H158V22L161 21L160 19H163V18L165 17V15H163V14H164V13L166 14V9H167ZM182 8L184 9V6H183ZM201 8H202V7H200V9H201ZM217 8H219V7H217ZM253 8H254V7H253ZM1 9H2V8H1ZM45 9H46V8H45ZM69 9H67V10H69ZM71 9H72V8H71ZM169 9H170V7H169ZM174 9H175V8H172V11H173ZM178 9H179V8H178ZM180 9H181V8H180ZM186 9H185V10H186ZM203 9H204V8H203ZM203 9H202V10H203ZM222 9H223V8H222ZM242 9H243V8H242ZM261 9H263V8H261ZM261 9H259V10H260V11L258 12L259 15L264 13V12L260 13V12H261ZM47 10H48V8H47ZM65 10H66V9H65ZM82 10H83V9H82ZM170 10H171V9H170ZM205 10H206V9H205ZM243 10H244V9H243ZM243 10H242V11H243ZM247 10H248V8H247ZM75 11H76V10H75ZM78 11H79V9H78ZM78 11H77V12H78ZM80 11H81V10H80ZM83 11H84V10H83ZM85 11H86V10H85ZM100 11H101V10H100ZM111 11H112V10H111ZM113 11H114V10H113ZM196 11H197V9H196ZM198 11H199V10H198ZM206 11H207V10H206ZM219 11L222 12V10H219ZM248 11H249V10H248ZM77 12H76V13H77ZM167 12H169L168 9H167ZM178 12H180V10H178ZM182 12H184V11H182V9H181V13H182ZM199 12H200V11H199ZM215 12H218V9H217V11H214V14H215ZM234 12H235V11H234ZM249 12H251V11H249ZM27 13H28V12H27ZM55 13H56V12H55ZM68 13H69V11H68ZM71 13H72V12H71ZM73 13H74V12H73ZM89 13H90V12H89ZM170 13H171V14H170ZM170 13H169V14L167 13L166 16H167V15L170 16V15L173 14L172 12H170ZM184 13H185V12H184ZM184 13H183V14H184ZM209 13H210V12H209ZM212 13H213V11H212ZM212 13H211V14H212ZM223 13H224V12H223ZM242 13H243V12H242ZM48 14H49V13H48ZM52 14H53V13H52ZM80 14H81V12H80ZM84 14H85V13L83 12L82 15H84ZM102 14H103V13H102ZM113 14H114V12H113ZM176 14H177V13H176V10H175L174 17L176 16ZM179 14H180V13H178V17L181 15V14H180V15H179ZM186 14H187V13H186ZM199 14H200V13H199ZM218 14H219V12H218ZM221 14H222V13H221ZM227 14H229V13H227ZM247 14H248V16H250L252 13H250V15H249V13L247 12ZM61 15H62V14H61ZM103 15H104V14H103ZM105 15H106V14H105ZM108 15H109V14H108ZM116 15H117V14H116ZM162 15H163V17H162ZM212 15H213V14H212ZM223 15H224V14H223ZM229 15H230V14H229ZM259 15H258V16H259ZM50 16H51V15H50ZM50 16H49V17H50ZM63 16H64V15H63ZM68 16H70V15H68ZM68 16H67L66 18H68ZM72 16H74V15H72ZM75 16H76V18H75V17H73V18H75L76 20H78V19H77V16H80V15L77 14V15H75ZM84 16H86V14H85ZM99 16H100V15H99ZM200 16H201V15H200ZM207 16H209V18H210V15H209V14H208ZM216 16H217V14L215 15V17H216ZM218 16H220V15H218ZM218 16L216 17V19H214V21H215V20H218V22L220 23V20H219ZM51 17H52V16H51ZM57 17H58V16H57ZM82 17H83V16H81V18H82ZM103 17H104V16H103ZM107 17H110V18H111V15H110V16H106V18H104V19H107ZM115 17H116V16H115ZM161 17H162V18H161ZM176 17H177V16H176ZM176 17H175V19L178 18V17H177V18H176ZM202 17H203V16H202ZM213 17H214V16H211V19H210L211 23H212V18H213ZM220 17H221V16H220ZM223 17H224V16H223ZM226 17H227V16H226ZM259 17H261V15H260ZM263 17H264V16H262V19H261L262 21H264V20H263ZM58 18H59V17H58ZM58 18H57V19H58ZM78 18H79V17H78ZM86 18H87V17H86ZM86 18H84L83 20H86ZM165 18H166V17H165ZM168 18H169V17H168ZM168 18H167V19L165 20V22H164V24L166 23L165 25H167V27H168V24H167V22H168V21H167ZM181 18H182V16H181ZM181 18L178 19V21L181 20ZM204 18H205V17H204ZM217 18H218V19H217ZM224 18H225V17H224ZM224 18H223V20L221 19V20H222L221 22H224ZM242 18H243V17H242ZM242 18H241V19H242ZM252 18H254L253 15H252V17H251V23H250V24H252ZM52 19H53V17H52ZM68 19H69V18H68ZM79 19H80V18H79ZM112 19H113V18H111V20L108 21V22L111 23ZM126 19H127V18H126ZM205 19H206V18H205ZM246 19H247V18H246ZM248 19H249V18H248ZM248 19H247V20H248ZM61 20H62L63 23H64V20H63V19H61ZM65 20H67V19H65ZM76 20H75V21H76ZM83 20H81V21L84 22ZM117 20H118V19H117ZM200 20H201V18H199V20H197V21L200 22ZM203 20H204V19H203ZM227 20H228V19H227ZM253 20L255 21V19H253ZM261 20L259 19L260 22H261ZM68 21H69V20H68ZM79 21H80V20H79ZM81 21H80V22H81ZM166 21H167V22H166ZM171 21H173V20L171 19ZM178 21H174V23H175V22L177 23ZM182 21H183V18H182ZM210 21H209V22H210ZM214 21H213V22H214ZM240 21H241V20H240ZM243 21H244V20H243ZM248 21H250V20H248ZM52 22H53V21H52ZM54 22H55V21H54ZM72 22H73V21H72ZM72 22H70V21L67 22V21H66L65 24H66V26H67V25L70 26V24H67V23H71V24H72ZM76 22H77V21H76ZM85 22H86V21H85ZM85 22H84V23H85ZM100 22L103 23L102 21H100ZM114 22H115V21H114ZM116 22H117V21H116ZM162 22H163V21H162ZM184 22H185V21H184ZM190 22H191V21H190ZM218 22H215V24L217 23V24L219 25ZM244 22H245V21H244ZM257 22H258V21H257ZM60 23H61V21H60ZM60 23H59V25H60ZM63 23H61L62 26H63ZM86 23H87V22H86ZM104 23H105V22H104ZM117 23H118V22H117ZM160 23H161V22H160ZM168 23H171V22H168ZM172 23H173V22H172ZM174 23H173V26H174ZM182 23H183V22H182ZM203 23H204V22H203ZM241 23H242V22H241ZM51 24H52V23H51ZM65 24H64V29H65ZM74 24H75V23H73L72 25H74ZM82 24H83V23H82ZM106 24H107V22H106ZM118 24H119V23H118ZM178 24H179V22H178ZM228 24H234V21H233V20H229V21H227V25H228ZM243 24H244V23H243ZM246 24H247V23H245V25H246ZM253 24H254V23H253ZM259 24H260V23H259ZM261 24H262V22H261ZM57 25H58V24H57ZM87 25H88V24H87ZM115 25H116V24H115ZM169 25H170V24H169ZM213 25H214V24H213ZM223 25H224V23H223ZM248 25H249V24H248ZM254 25H255V24H254ZM263 25H264V24H262V26H263ZM54 26H55V25H54ZM69 26H68V27H69ZM75 26H76V25H75ZM75 26H74V27H75ZM162 26H163V25H162ZM170 26H172V24H171ZM170 26H169V29H170ZM230 26H231V25H230ZM257 26H258V25H257ZM71 27H72V26H71ZM101 27H102V26H101ZM163 27H166V26H163ZM167 27H166V28H167ZM202 27H203V26H202ZM207 27H208V25H207ZM214 27H215V25H214ZM222 27H223V26H222ZM228 27H229V26H228ZM241 27H242V26H241ZM244 27H245V26H244ZM253 27H254V26H253ZM255 27H256V26H255ZM72 28H73V27H72ZM72 28H70V29H72ZM75 28H77V27H75ZM88 28H89V27H88ZM103 28H104V26H103ZM249 28H250V26H249ZM256 28H257V27H256ZM31 29H32V28H31ZM48 29L50 30V28H48ZM73 29H74V28H73ZM95 29H96V28H95ZM95 29H94V30H95ZM100 29H101V28H100ZM174 29H176V27H175ZM182 29H183V28H182ZM204 29H206V28L204 27ZM212 29H213V31H214V28H213V27H212ZM238 29H239V27H238ZM78 30H80V29H78ZM78 30H77V31H78ZM101 30H102V29H101ZM166 30H167V29H165V31H166ZM185 30H186V29H185ZM235 30H236V29H235ZM235 30H234V31H235ZM242 30H243V29H242ZM254 30H255V28H254ZM256 30H259V29L257 28ZM261 30H262V29H261ZM6 31H7V30H6ZM32 31H33V30H32ZM34 31H35V29H34ZM51 31H53V30H51ZM74 31H75V30H74ZM171 31H172V30H171ZM171 31H170V34H173V36H174V33H171ZM175 31H176V30H174V32H175ZM213 31H212V33H211V32H210V29H209L210 34H214V33H216L217 29H216V31H215L214 33H213ZM218 31H219V30H218ZM218 31H217V32H218ZM223 31H224V30H223ZM95 32H98L97 29H96ZM99 32H101V31H99ZM181 32H182V31H181ZM181 32H180V33H181ZM192 32H193V31H192ZM244 32L246 33V30H245ZM261 32H262V31H261ZM35 33H37V31H36ZM55 33H56V32H55ZM198 33H199V32H198ZM242 33H243V32H242ZM245 33H244V34H245ZM247 33H248V32H247ZM263 33H264V32H263ZM9 34H10V33H9ZM9 34H8V35H9ZM177 34H178V32L176 33V35H177ZM244 34H243V35H244ZM260 34H261V33H260ZM4 35H5V34H4ZM47 35H49V34H47ZM111 35H112V33H111ZM168 35H169V33H168ZM217 35H218V33H217ZM246 35H247V34H246ZM246 35H244L243 38H245ZM251 35H252V34H251ZM255 35H256V34H255ZM68 36H71V35L68 34ZM106 36H107V35H106ZM162 36L165 37L164 35H162ZM162 36H161V37H162ZM166 36H167V35H166ZM173 36H171V39H172ZM179 36H180V35H178V37H179ZM219 36H220V35H219ZM238 36H240V35H238ZM241 36H242V35H241ZM248 36H249V35H248ZM14 37H15V36H14ZM31 37H32V36H31ZM114 37H115V36H114ZM180 37H181V36H180ZM212 37H213V36H212ZM215 37H216V36H215ZM220 37H221L222 41H225L226 36L223 35L224 39H223L222 35H221ZM236 37H237V36H236ZM246 37H247V36H246ZM98 38H99V36H98ZM165 38H166V37H165ZM168 38H170V36H169ZM168 38H167V39H168ZM174 38L176 39V37H174ZM181 38H183V37H181ZM208 38H209V37H208ZM208 38H206V39H208ZM243 38H242V39H243ZM247 38L249 39V37H247ZM247 38H246V39H247ZM250 38H251V37H250ZM256 38H258V37H256ZM10 39L12 40V38H10ZM10 39H9V43H10ZM67 39H68V38H67ZM100 39H101V38H100ZM179 39H180V38H179ZM183 39H184V38H183ZM185 39H186V38H185ZM212 39H213V38H212ZM235 39H236V38H235ZM242 39H241V40H242ZM251 39H252V38H251ZM7 40H8V39H7ZM106 40H107V39H106ZM177 40H178V39H177ZM177 40H176V42H177ZM213 40H214V42H215L216 39L214 38ZM213 40H211V41H213ZM243 40H244V39H243ZM256 40H258V39H256ZM4 41H6V39H5ZM15 41H16V40H15ZM17 41H18V40H17ZM34 41H35V40H34ZM62 41H64V40H62ZM162 41H163V39H162ZM167 41H168V40H167ZM169 41L171 42V41H173V39H172V40H169ZM183 41L185 42V40H183ZM262 41H263V40H262ZM1 42H3V41H1ZM11 42H13V41H11ZM165 42H166V41H165ZM176 42H175V43H176ZM179 42H181V44H179ZM179 42H178L177 45H178V46H179V45H182L183 42H182L181 40H179ZM198 42H199V41H198ZM207 42H208V40H207ZM216 42H219V41L216 40ZM225 42H226V41H225ZM235 42H239V41L237 40V41H235ZM253 42H254V41H253ZM256 42H258V41H256ZM256 42H255V43H256ZM15 43H16V42H15ZM45 43H46V42H44V44H45ZM76 43H78V42H76ZM81 43H82V42H81ZM163 43H164V41H163ZM163 43H160V44H163ZM240 43H242V42L240 41ZM240 43H239V44H240ZM245 43H246V41H245ZM245 43H243V44H245ZM249 43H250V42H249ZM261 43H262V42H261ZM12 44L14 45V42H13ZM18 44H19V41H18ZM65 44H66V43H65ZM67 44H69V43L67 42ZM71 44H72V43H71ZM164 44H165V43H164ZM164 44H163V45H164ZM166 44H167V46H168L170 43L167 42ZM250 44H251V43H250ZM0 45H1V43H0ZM7 45H8V44H7ZM15 45H16V44H15ZM175 45H176V44H175ZM199 45H200V43H199ZM201 45H202V44H201ZM201 45L199 46L200 48H201ZM221 45H222V44H221ZM246 45L248 46V43H247ZM252 45H255V44L252 43ZM261 45H262V44H261ZM9 46H10V45H9ZM66 46H67V45H66ZM147 46H149V45L147 44ZM147 46H146V47H147ZM150 46H151V45H150ZM165 46H166V45H164V47H165ZM170 46L172 47V45H170ZM178 46H177V47H178ZM240 46H241V44H240ZM240 46H239V47H240ZM247 46H246V47H247ZM256 46H257V45H256ZM14 47H17V46H14ZM14 47H12V48H14ZM68 47H70V49H71V47H73V46H68ZM80 47H81V45L79 46V48H80ZM146 47H145V48H146ZM151 47H152V46H151ZM160 47L162 48V46H160ZM221 47H222V46H221ZM241 47H244V49L246 48L244 45L241 46ZM253 47H254V46H252V48H253ZM1 48H5V50H7V48L10 49V48L7 47V46H4V47H3V45L1 46ZM12 48L10 49L11 51H13ZM76 48H77V47H76ZM169 48H170V47H169ZM169 48H168V50H169ZM196 48H197V47H196ZM211 48H212V47H211ZM219 48H220V47H219ZM223 48H224V47H223ZM255 48H256V47H254V49H255ZM260 48H261V47H260ZM260 48H259V49H260ZM64 49H65V45H64ZM66 49H67V48H66ZM70 49H69L68 51L72 52ZM73 49H74V48H72V50H73ZM162 49H163V48H162ZM166 49H167V47H166ZM224 49H225V48H224ZM224 49H223V50H224ZM247 49H248V47H247ZM247 49H245L246 52H247ZM261 49H262V48H261ZM261 49H260V50H261ZM0 50H1V49H0ZM2 50H3V49H2ZM10 50H9V51H10ZM14 50H16V49H14ZM17 50H18V49H17ZM17 50L14 51V52H18V54H19V52H21V51H20V50L17 51ZM74 50H75V49H74ZM146 50H147V48H146ZM168 50H167V51H168ZM170 50H171V49H170ZM170 50H169V51H170ZM196 50H197V49H196ZM228 50H229V49H228ZM245 50H243V51H245ZM248 50L251 51V48L248 49ZM255 50H256V49H255ZM257 50H258V49H257ZM11 51H10V52H11ZM148 51L150 52V49H148ZM163 51H165V49H164ZM167 51H165V52L167 53ZM198 51H199V50H198ZM201 51H202V48H201ZM203 51H204V50H203ZM225 51H226V49H225ZM241 51H242V49H241V50L239 49V52H238V55H237L238 57L235 56V59L237 58L236 60L238 61V63H240L239 66H240L241 68L243 67V69H241L242 71H241L240 69H238V71L240 70L239 73L241 72L240 74L238 73V74H239V77H240V80H241V88H240V89L228 85V84L224 81V79H223V74L220 73L219 85H220V88H222L221 90H223V93H222L219 97H217L216 99L210 100V101L208 102V105L203 106L202 108H200V109L202 110V113H200V114H202V117H201V115H199V112H198V113H196V112L193 113V112H192L189 108H187V107H184V106H177V108H176V109L180 112V113H176V114H183L184 117L186 118V121L184 120L183 122H188V123H187L188 126H189L190 128H192V129H198V130H200L201 133H202L203 136H204V139L206 138V142H205V145H204L203 147H204V154H205L204 157H206V159L210 161V164H211V167H212V169L210 168L209 171L211 172V170H215V171H217V172L224 173V174H226V175H228V176H230V177H233V176L235 175V173H233L232 170H231L230 168H228V166H225V165L223 164V163H224V162H222V155H223V154H222V151H221V149H220V148L222 147V144L220 145L221 147H219V144H220L219 142H220L221 140H217V139H219L220 134H221V136L224 135V134H222L223 132H227V131H228V132H231V133H232V127H231V128L229 127V124H230V123L228 124L226 119H230V118H231L230 116H232L233 113H231V111H230L232 108H230V109L228 108L229 111H230V113L232 114V115L229 116L230 113H229L228 109H227V110H226V109L223 110V107H225V106H224L225 104L228 105V104L230 103V102H229V103H228V102H225V101H227V100H228V101H230V100L232 101V105H231V106H234L233 108H235V109H236V107H238V105L240 106V103H248V102H250L249 106H251V104H253V102L251 103V99L249 100V97L251 98L252 96H251V95L249 96V94H248L249 91H248L247 89L249 88V86L246 85V81H245V79H244V77L247 75V74H246V70H247V69L250 70L251 67L248 68L249 65H247V64H245L246 67H244L245 65L242 64V63L245 61V59H246V58H249V57H247L246 54L243 53V52L240 53ZM250 51H249V52H250ZM10 52H9V53H10ZM70 52H69V53H70ZM130 52H131V51H130ZM132 52H133V51H132ZM134 52H135V51H134ZM249 52L247 53L249 56H250V54L253 55L254 50L251 51L250 54H249ZM3 53H5V52H3ZM41 53H42V52H41ZM69 53H68V54H69ZM135 53H136V52H135ZM140 53H141V52H140ZM143 53H144V52H143ZM171 53H172V52H171ZM197 53H198V52H197ZM203 53H205V52H203ZM254 53H256V52H254ZM11 54L14 55L13 52H12ZM11 54H9L10 57H11ZM16 54H17V53H16ZM70 54H72V53H70ZM132 54H133V53H132ZM136 54H137V53H136ZM145 54H146V53H145ZM151 54H153V53H151ZM151 54H150V55H151ZM173 54H174V52L171 54V57H172V58H173V56H175V55H173ZM199 54H202V53H199ZM232 54H233V53H231V55H232ZM3 55H4V54H3ZM6 55H7V53H6ZM55 55H56V54H55ZM134 55H135V54H134ZM168 55H169V54H168ZM172 55H173V56H172ZM213 55H214V54H212V52H211V56H210V57H211V60H212V56H213ZM215 55L217 56V54H215ZM231 55H230V56L228 55V56H229V57H233V56H231ZM234 55H235V54H234ZM259 55H260V54H259ZM4 56H5V55H4ZM4 56H3V57H4ZM14 56H15V55H14ZM14 56H13V57H14ZM18 56H20V54H19ZM21 56H22V55H21ZM48 56H49V55H48ZM61 56H62V55H61ZM61 56H59V57H61ZM63 56H64V55H63ZM63 56H62V57H63ZM131 56H132V55H131ZM136 56H137V55H136ZM153 56H157V57H158V55H153ZM161 56H162V55H161ZM193 56H194V55H193ZM193 56H192L191 59H193ZM202 56H204V55L202 54ZM218 56H219V55H218ZM225 56H226V55H225ZM228 56H227V58H228ZM7 57H8V56H7ZM7 57H6V59L4 58V59H1L0 61H3L2 63H5V60L8 61V59L10 58V57H9V58L7 59ZM13 57H12V58H13ZM22 57H23V59H24V56H22ZM65 57H66V56H65ZM140 57H141V56H140ZM140 57H139V58H140ZM157 57H156V58H157ZM175 57H176V56H175ZM196 57H197V56H196ZM250 57H251V56H250ZM252 57H253V56H252ZM262 57H263V55L261 56V58H262ZM19 58H20V57H18V59H19ZM53 58H55V61L58 62V63H57L58 65H59V63H60L59 60H61V61H67V60H65V59H66V58L69 59V57L62 58V59H61V58L59 59V58L57 57V58L59 59V60L57 61V60H56V56L53 57ZM133 58H134V57H133ZM153 58H155V57H153ZM153 58H152V59H153ZM167 58H169V56H168ZM167 58H166V59H167ZM182 58H183V57H182ZM219 58H220V57H219ZM219 58H218V57H217V58L215 57V59H219ZM253 58H256V57L254 56ZM258 58H259V56H258ZM23 59L21 60L22 62H24ZM63 59H64V60H63ZM134 59H136V58H134ZM162 59H163V57H162ZM162 59H161V60H162ZM170 59H171V58H169L168 60H170ZM173 59H174V58H173ZM173 59L170 60L171 64H172ZM176 59H178V58H175V60H176ZM185 59H187V58H185ZM185 59H184V60H185ZM191 59H190V60H191ZM196 59L199 60L200 58L197 57ZM196 59H195V60H196ZM201 59L203 60L204 58H201ZM256 59H257V58H256ZM14 60L16 61V59H13V61H14ZM48 60H49V58H48ZM69 60H70V59H69ZM92 60H93V59H92ZM92 60H91V61H92ZM136 60H138V57H137ZM136 60H135V61H136ZM140 60H141V58H140ZM140 60H138V61H140ZM142 60H143V57H142ZM153 60H154V59H153ZM182 60H183V59H182ZM190 60L188 59V60H185V61H187V62L189 61V62H190ZM193 60H194V59H193ZM202 60H201L200 62H202ZM213 60H214V59H213ZM227 60H230V58L227 59ZM247 60L249 61V59H247ZM251 60L253 61V60H255V59H251ZM251 60H250V62H251ZM7 61H6V62H7ZM15 61H14V63H15ZM21 61H20V63H21ZM55 61H54L53 63L56 64ZM72 61H73V60H72ZM166 61H167V60H166ZM177 61H178V60H177ZM177 61H173V65H174V63L177 62ZM9 62H10V61H8L7 63H9ZM16 62H18V61H16ZM47 62H48V61H47ZM49 62H52V60H50ZM132 62H133V61H132ZM146 62H147V61H146ZM155 62H158V61H155ZM191 62H192V61H191ZM194 62L196 63L197 61H194ZM200 62H199V64H202V66H203L204 63H203V62L200 63ZM212 62H213V61H212ZM212 62H211V63H212ZM216 62H219V61L216 60ZM224 62H226V57H225ZM232 62H233V61H231V63H232ZM255 62H256V61H255ZM259 62H260V61H259ZM7 63H6V64H7ZM64 63L66 64V62H64ZM64 63H62V64H64ZM140 63H141V62H140ZM161 63H162V61H161ZM164 63H165V61H164L163 64H161V65H164ZM166 63H167V62H166ZM166 63H165V64H166ZM195 63H193V64H195ZM197 63H198V62H197ZM197 63H196V64H197ZM213 63H214V62H213ZM253 63H254V62H253ZM0 64H1V63H0ZM50 64H51V63H50ZM57 64H56L57 67H61V66H60L61 63H60L59 66H58ZM92 64H93V62H92ZM132 64H133V63H132ZM136 64H137V63H135V64H133V65H136ZM148 64H149V63H148ZM179 64H180V62H179ZM193 64H191V65L194 66ZM227 64H228V63H227ZM251 64H252V63H251ZM2 65H3V64H2ZM8 65H9V64H8ZM15 65H16V64H14L13 66H15ZM17 65H19V63H18ZM47 65H48V63H47ZM47 65H46L45 67H47ZM67 65H68V64H66V66H67ZM72 65H73V64H71V66H72ZM143 65H144V64H143ZM167 65H169V63H168ZM167 65H166V66H163V67L165 68V67H167ZM175 65H176V63H175ZM191 65H187V66L189 67V66H191ZM211 65H212V64H211ZM214 65H215V64H214ZM214 65H213V67H214ZM228 65H230V63H229ZM228 65H227V67H228ZM232 65H233V63H232ZM232 65H230V66H232ZM234 65H237V64L234 63ZM256 65H258V64H256ZM22 66H23V65H22ZM22 66H21V67L19 66V68H22ZM48 66H50V65H48ZM89 66H91V65H89ZM89 66H88V67H89ZM94 66H95V65H94ZM170 66H171V65H170ZM177 66H178V65H177ZM205 66H207V64L204 65L203 67H205ZM247 66H248V67H247ZM251 66H252V65H251ZM262 66H263V64H262ZM262 66L259 68V70L261 69V71H262ZM1 67H3V69H4L5 66H0V68H1ZM9 67H10V65H9ZM15 67H16V66H15ZM15 67H14V70H16ZM41 67H42V66H41ZM62 67H63V66H62ZM85 67H86V66H85ZM99 67H100V66H99ZM99 67L97 66V68H99ZM139 67H140V66H139ZM145 67H146V66H144V68H145ZM194 67H195V66H194ZM199 67H200V66H199ZM235 67H236V66H235ZM256 67H257V66H256ZM263 67H264V66H263ZM12 68H13V67H12ZM12 68H11V71H12ZM68 68H69V67H68ZM124 68H125V67H124ZM135 68H136V67H135ZM141 68H142V67H141ZM144 68H143V69H144ZM167 68H168V67H167ZM179 68H180V67H179ZM186 68H187V67H186ZM205 68H206V67H205ZM209 68H210V65H209ZM209 68H208V69H209ZM223 68H224V67H223ZM225 68H226V67H225ZM228 68H229V67H228ZM231 68H233V66H232ZM238 68H239V67H238ZM3 69H2V70H3ZM5 69H6V67H5ZM69 69H70V68H69ZM86 69H87V68H86ZM168 69L171 70L172 68L170 67V68H168ZM173 69L176 70V67L173 66ZM196 69H197V67H196ZM208 69H207V70H208ZM211 69H213V68H211ZM229 69H230V68H229ZM257 69H258V68H257ZM263 69H264V68H263ZM8 70H9V69H8ZM18 70H19V69H18ZM18 70H17V71H18ZM24 70H26V69H24ZM57 70H59V68H57ZM91 70H92V68H91ZM133 70H134V69H133ZM146 70H147V69H146ZM165 70L167 71V69H165ZM170 70H168V73L166 72V73L168 74V78L170 77V76H169V72L174 71V70H171V71H170ZM180 70H182V69H178V68H177V73H176L177 76H175L176 78L178 77V74L180 73ZM188 70H189V69H188ZM191 70H192V67H191ZM200 70H201V69H200ZM204 70H205V69H204ZM204 70H203V71H204ZM225 70H227V69H225ZM225 70H224V71H225ZM231 70H232V69H231ZM233 70H234V69H233ZM248 70H247V72H248ZM251 70H252V68H251ZM251 70H250V72H253V71H254V70H252V71H251ZM259 70H257V71H259ZM5 71H6V70H5ZM84 71H85V70H84ZM116 71H117V70H116ZM185 71H187V69H186ZM189 71H190V70H189ZM203 71H201V72H203ZM209 71H210V70H209ZM209 71H207V73H208ZM257 71H256V72H257ZM6 72H8V71H6ZM14 72H15V71H14ZM14 72H13L12 75H13V76L17 75V72H16L15 75H14ZM64 72H65V74H66V71H64ZM64 72H63V73H64ZM93 72H94V70H93ZM101 72H102V71H101ZM117 72H118V71H117ZM135 72L137 73L138 71H135ZM143 72H144V71H143ZM194 72H195V71H194ZM197 72H198V71H197ZM201 72H199V73H201ZM204 72H205V71H204ZM254 72H255V71H254ZM0 73H1V72H0ZM3 73H5V72H3ZM3 73H2V74H3ZM18 73H20V70L18 71ZM40 73H41V72H40ZM50 73H51V72H50ZM68 73H69V71H68ZM68 73H67V74H68ZM88 73H89V72H88ZM123 73H124V71H123ZM128 73H129V72H128ZM130 73H131V72H130ZM138 73H139V72H138ZM140 73H141V72H140ZM171 73L173 74L174 72H171ZM184 73H186V72H184ZM207 73H206V74H207ZM211 73H212V72H211ZM248 73H249V72H248ZM259 73H260V72H259ZM262 73H263V72H261V74H262ZM24 74H25V71H24ZM44 74H45V73H44ZM44 74H43V75H44ZM61 74H62V72H61ZM142 74H143V73H142ZM144 74H145V73H144ZM147 74H148V73H147ZM163 74H165V73H163ZM197 74H198V73H197ZM201 74H202V73H201ZM252 74H253V73H252ZM255 74H256V73H255ZM255 74H254V75H255ZM261 74H260V75H261ZM263 74H264V73H263ZM12 75L10 74L9 76H10V78H12V80H13L14 78H13ZM86 75H88V74L86 73ZM92 75H93V74H92ZM94 75H95V74H94ZM98 75H99V73H98ZM106 75H107V72H106ZM139 75H140V74H139ZM181 75H182V74H180L179 76H181ZM249 75H250V74H249ZM256 75H257V74H256ZM256 75H255V78H256ZM258 75H259V74H258ZM3 76H4V74H3ZM7 76H8V75H7ZM89 76H90V75H89ZM89 76H87V77H89ZM129 76H130V75H129ZM134 76H135V75H134ZM143 76H144V75H143ZM143 76H141V77L143 78ZM163 76H164V75H163ZM182 76H183V75H182ZM190 76H191V75H190ZM196 76H197V75H196ZM202 76H204V75L202 74ZM247 76H248V75H247ZM262 76H264V75H262ZM16 77H17V76H16ZM20 77H21V76H20ZM44 77H46V76H44ZM63 77H64V76H63ZM67 77H68V76H67ZM95 77H96V76H95ZM99 77H100V76H99ZM137 77H138V76H137ZM137 77H136V78H137ZM144 77H145V76H144ZM153 77H154V76H153ZM165 77H167V75H166ZM214 77H215V75H214ZM257 77H258V76H257ZM10 78H9V79H10ZM56 78H57V77H56ZM83 78H84V77H83ZM91 78H92V77H91ZM91 78H90V79H91ZM126 78H127V77H126ZM130 78H131V77H130ZM133 78H134V77H133ZM136 78H135V80H136ZM163 78H164V77H163ZM163 78L161 77V79H163ZM172 78H173V76H172ZM176 78H175V79H176ZM178 78H179V77H178ZM187 78H188V77H187ZM194 78H196V77H194ZM215 78H216V77H215ZM9 79H8V80H9ZM77 79L79 80V78H77ZM77 79H76V80H77ZM80 79H81V78H80ZM92 79L94 80V78H92ZM124 79H125V78H124ZM127 79H128V78H127ZM137 79H140V78H137ZM145 79H146V78H145ZM166 79H167V78H165V80H166ZM169 79H170V78H169ZM179 79H181V78H179ZM237 79H238V78H237ZM256 79H257V78H256ZM258 79H259V78H258ZM260 79H261V78H260ZM262 79H264V78L262 77ZM195 80H196V79H195ZM10 81H11V80H10ZM136 81H137V80H136ZM163 81H164V79H163ZM168 81L170 82V80H168ZM173 81H174V79H173ZM176 81H178V79H177ZM176 81H175V83H177ZM189 81H193V80H189ZM74 82H75V81H73V83H74ZM82 82H83V81H82ZM92 82H93V81H92ZM119 82H120V81H119ZM129 82H130V81H129ZM138 82H139V80H138ZM146 82H147V81H146ZM146 82H144L143 85L146 84ZM164 82H165V81H164ZM80 83H81V82H80ZM147 83H148V82H147ZM166 83H167V81H166ZM189 83H190V82H189ZM193 83H194V81H193L192 83H190V84L193 85ZM199 83H200V81H199ZM260 83H264V81H263V82H260ZM260 83H259V84H260ZM40 84H41V83H40ZM131 84H132V83L130 82V86H131ZM133 84H134V83H133ZM158 84H159V83H158ZM162 84H164V83L162 82ZM173 84H174V83H172V86H173ZM178 84H179V83H178ZM257 84H258V83H257ZM259 84H258V87H259ZM127 85H128V84H127ZM164 85H165V84H164ZM174 85H176V84H174ZM197 85H199V87H200L201 84H198V82H197ZM260 85H261V86H260L259 88L262 90L261 87H262L264 84H260ZM90 86H91V85H90ZM94 86H95V85H94ZM166 86H167V85H166ZM177 86H178V85H177ZM183 86H184V85H183ZM187 86H188V85H187ZM189 86H190V85H189ZM194 86H196V85L194 84ZM204 86H205V85H204ZM204 86H201L200 89H201L202 87H204ZM1 87H2V86H1ZM9 87H10V86H9ZM125 87H126V86H125ZM125 87H124V90L126 91V88H125ZM128 87H129V85H128ZM132 87H134V86H132ZM167 87H168V86H167ZM174 87H175V86H174ZM196 87H197V86H196ZM199 87H197V88H199ZM205 87H206V88H205V94H211L214 90H216L217 88H219V87H218V82H217V83H213V84H209V85H207V86H205ZM256 87H257V86H256ZM256 87H255V88H256ZM251 88H252V86H251ZM72 89H73V88H72ZM72 89H70V90H72ZM88 89H89V87H88ZM130 89H131V87H130ZM175 89H176V88H175ZM200 89H198V90H200ZM256 89H257V88H256ZM128 90H129V88H128ZM128 90H127V91H128ZM250 90H251V89H250ZM263 90H264V89H263ZM5 91H6V90H5ZM129 91H131V93L133 94L132 90H129ZM135 91H136V90H135ZM138 91H139V90H138ZM138 91H137V92H138ZM141 91H142V90H141ZM180 91H181V90H180ZM188 91H189V90H188ZM256 91H257V90H256ZM63 92H64V91H63ZM63 92H62V93H63ZM70 92H71V91H70ZM102 92H103V91H102ZM176 92H177V90H176ZM178 92H179V89H178ZM181 92H182V94H183V91H181ZM251 92H252V90H251ZM186 93H187V92H186ZM200 93H202V96H204V95H203V92H200ZM53 94H54V93H53ZM64 94H65V93H64ZM66 94H67V92H66ZM88 94H89V93H88ZM90 94H91V93H90ZM103 94H105V93L103 92ZM134 94H136V96H138V95L140 94V91H139V94H138V95H137L136 92H134ZM142 94H143V93L141 92L140 95H142ZM176 94L178 95V93H176ZM252 94H253V92H252ZM123 95H124V94H123ZM140 95H139V96H140ZM179 95H180V94H179ZM179 95H178V98L175 97V95H174V97L177 98V100H178V99H179ZM184 95H185V94H184ZM227 95H228V96H227ZM260 95H261V94H260ZM52 96H53V95H52ZM139 96H138V97H139ZM142 96H144V95H142ZM185 96H187V95H185ZM258 96H259V95H258ZM262 96H264L263 93H262ZM130 97H131V99H132V96H131V95H130ZM134 97H135V95H134ZM181 97H182V96H181ZM210 97H211V96L208 95V99H209ZM227 97H228V98L230 97L231 99L229 98V99H230V100H229ZM62 98H63V97H62ZM65 98H67V97H65ZM123 98H124V96H123ZM125 98H127V96H126ZM142 98H143V97H142ZM164 98H165V99H168V98H169V95H166V94H165ZM175 98H174V99H175ZM182 98H184V97H182ZM187 98H188V96H187ZM193 98H194V97H193ZM262 98H263V97H260L259 100H262ZM69 99H70V98H69ZM135 99H136V97H135ZM147 99H148V98H147ZM149 99H150V98H149ZM184 99H185V98H184ZM190 99L192 100V98H188V100L185 99L187 104H188V102H190V101H189ZM50 100H51V98H50ZM52 100H53V99H52ZM126 100H127V99H126ZM133 100H134V98H133ZM160 100H161V99H160ZM175 100H176V99H175ZM175 100H174V101H175ZM185 100H184V101H185ZM194 100H195V99H193V101H194ZM252 100H253V98H252ZM263 100H264V98H263ZM120 101H121V99H120ZM137 101H139V100H137ZM137 101H136V102H137ZM147 101H148V100H147ZM184 101H183V103H184ZM187 101H188V102H187ZM15 102H16V101H15ZM140 102H142V101H140ZM261 102H262V101H261ZM32 103H33V102H32ZM133 103H134V101H133ZM133 103H132V104H133ZM149 103H151V102H148V105H147L146 103H145V104H146L147 106H149V105H150ZM186 103H185V104H186ZM194 103H196V102H194ZM224 103H225V104H224ZM227 103H228V104H227ZM262 103H263V102H262ZM262 103H259V104L261 105ZM128 104H129V103H128ZM132 104H130V105H128V106H134V107H135V105H137V104H135V103H134L135 105H134V104L132 105ZM142 104H144V103H142ZM152 104H153V103H152ZM152 104H151V106H153ZM191 104H193L192 101H191ZM223 104H224V105H223ZM263 104H264V103H263ZM16 105H17V104H16ZM21 105H22V104H21ZM27 105H28V104H27ZM68 105H70V104H68ZM115 105H116V102H115ZM139 105H141V104H139ZM157 105H158V104H157ZM162 105H163V104H162V102H161V103L158 105V108L162 107ZM180 105H181V104H180ZM182 105H183V104H182ZM254 105H255V104H254ZM56 106H57V105H56ZM56 106H55V107H56ZM143 106H144V105H143ZM147 106H144V107H147ZM151 106H149V107L151 108ZM174 106H175V105H174ZM228 106H229V105H228ZM243 106H246V105H243ZM249 106H248V107H249ZM58 107H59V106H58ZM139 107H142V105L139 106ZM139 107H138V108H139ZM175 107H176V106H175ZM193 107H196V108H195L196 111L198 110V109H197V106H196L195 104H194ZM246 107H247V106H246ZM16 108H18V107H16ZM20 108H21V107H20ZM50 108H51V107H50ZM111 108H112V107H111ZM132 108H133V107H132ZM136 108H137V107H136ZM191 108H192V107H191ZM198 108H199V106H198ZM226 108H227V107H226ZM238 108H239V107H238ZM241 108H242V107H241ZM243 108H245V107H243ZM243 108H242V109H243ZM261 108H263V107H261ZM71 109H72V108H71ZM127 109H128V108H127ZM127 109H126V110H127ZM133 109H134V108H133ZM139 109H140V108H139ZM143 109H144V108H143ZM145 109H146V108H145ZM192 109H193V108H192ZM111 110H112V109H111ZM129 110H130V108H129ZM135 110H136V109H134V111H135ZM147 110H148V109H147ZM152 110H153V108H152ZM152 110H151V111H152ZM245 110H246V109H245ZM254 110H255V109H254ZM257 110H258V109H257ZM18 111H20V110L18 109ZM172 111H173V110H172ZM193 111H194V109H193ZM225 111H228V116H229V118H226L227 115H225V114H227V113H226ZM232 111H233V110H232ZM236 111H237V109H236ZM236 111H235V113H236ZM238 111H239V109H238ZM240 111H241V109H240ZM243 111H244V109H243ZM247 111H249V110H247ZM258 111H260V109H259ZM261 111H262V110H261ZM261 111H260V112H261ZM6 112H7V111H6ZM129 112H131V111H129ZM140 112H142L141 109H140ZM224 112H225V113H224ZM233 112H234V111H233ZM249 112H250V111H249ZM260 112H259V113H260ZM143 113H144V112H143ZM148 113H150V112H146L147 116H150V115H148ZM170 113H171V112H170ZM173 113H174V111L172 112V114H173ZM243 113H246V112L244 111ZM252 113H253V112H252ZM263 113H264V111H263ZM131 114H132V113H131ZM240 114H241V113H240ZM247 114H248V113H247ZM249 114H250V113H249ZM249 114H248V115H249ZM120 115H121V114H120ZM234 115H235V114H234ZM241 115H242V114H241ZM245 115H246V114H245ZM245 115H244V117H245ZM262 115H263V114H262ZM56 116H57V115H56ZM123 116H124V114H123ZM132 116H133V114H132ZM143 116H144V115H143ZM143 116H142V117H143ZM145 116H146V115H145ZM242 116H243V115H242ZM257 116H258V115H257ZM257 116H256V117H257ZM44 117H45V116H44ZM44 117H43V118H44ZM99 117H100V116H99ZM139 117H140V116H139ZM176 117H179V116H176ZM176 117H175V118H176ZM232 117H233V116H232ZM240 117H241V116H240ZM240 117H239V118L236 117V118H238V119L240 120ZM249 117H250V116H248V118H249ZM27 118H28V117H27ZM143 118H146V117H143ZM173 118H174V117H173ZM241 118H242V117H241ZM28 119H32V118H28ZM47 119H48V118H47ZM60 119H61V118H60ZM60 119H59V120H60ZM180 119H181V120H179V118H178V120L180 121V125H181V123L183 124L182 120H183L184 118H182V117L180 116ZM234 119H235V116H234ZM246 119H247V118H246ZM251 119L253 120V118H250V120H249L250 122H251ZM260 119H261V118H260ZM32 120H33V119H32ZM35 120H36V119H35ZM99 120H100V119H99ZM133 120H134V119H133ZM155 120H156V119H155ZM173 120H175V119H173ZM254 120H256V119H254ZM28 121H30V120H28ZM33 121H34V120H33ZM44 121H45V120H44ZM52 121H53V120H52ZM134 121H136V120H134ZM140 121H141V120H140ZM148 121H150V120H148ZM175 121H176V123H179L177 120H175ZM235 121H236V120H235ZM244 121H245V118H244ZM247 121H248V120H247ZM30 122H31V121H30ZM39 122H40V121H39ZM39 122H37L36 124L38 125ZM136 122H137V121H136ZM152 122H153V121H152ZM228 122H230V120H229ZM232 122H233V121H232ZM237 122H238V121H237ZM237 122H235V124H236ZM239 122H240V121H239ZM260 122H263V121L260 120ZM28 123H29V122H28ZM34 123H35V121H34ZM57 123H58V121H57ZM121 123H122V122H121ZM124 123H125V122H124ZM142 123H143V122H142ZM150 123H151V122H150ZM245 123H246V122H245ZM253 123H254V122H253ZM263 123H264V122H263ZM263 123H262V128L264 127V126H263ZM29 124H30V123H29ZM36 124H35V125H36ZM97 124H98V123H97ZM104 124H105V123H104ZM137 124H138V123H137ZM173 124H174V123H173ZM173 124H172V125H173ZM184 124H186V123H184ZM184 124H183L182 126H184ZM235 124H234V125H235ZM240 124H241V123H240ZM248 124H249V123H248ZM37 125H36V126H37ZM113 125H114V124H113ZM119 125H120V124H119ZM119 125H117V126H119ZM121 125H123V124H121ZM154 125H157V124H154ZM177 125L180 126L179 124H177ZM232 125H233V124H232ZM246 125H247V124H246ZM250 125H251V124H250ZM253 125H255V124H253ZM256 125H257V124H256ZM105 126H106V125H105ZM146 126H147V125H146ZM182 126H180V127H182ZM230 126H231V124H230ZM239 126H240V125H238V127H239ZM247 126H248V125H247ZM247 126H246V127H247ZM33 127H35V126L33 125ZM44 127H45V126H44ZM106 127H107V126H106ZM133 127H134V126H133ZM133 127H132V128H133ZM151 127H152V126H151ZM236 127H237V124H236ZM248 127H250V126H248ZM255 127H257V126H255ZM255 127H254V128H255ZM258 127H259V126H258ZM19 128H20V129H23V128H21V127H19ZM40 128H41V126H40ZM42 128H43V127H42ZM51 128H52V127H51ZM102 128H103V127H101V129H102ZM104 128H105V127H104ZM154 128H155V127H154ZM157 128H158V127H157ZM241 128H242V127H241ZM241 128H238V129L241 130ZM251 128H252V126H251ZM259 128H261V127H259ZM20 129H18L17 131H21ZM35 129H37V127H36ZM151 129H153V128H151ZM177 129H178V128H177ZM177 129L175 130V132L177 131ZM182 129H183V127H182ZM246 129H247V128H246ZM257 129H258V128H257ZM263 129H264V128H263ZM23 130H24V129H23ZM38 130H39V129H38ZM44 130H45V128H44ZM235 130H237V129H234V130H233V133H234ZM243 130H244V129H243ZM243 130H242V131H243ZM254 130H255V129H254ZM254 130H253V131H254ZM261 130H262V129H261ZM15 131H16V130H15ZM30 131H31V130H30ZM39 131H40V130H39ZM100 131H102V130H100ZM135 131H136V130H135ZM137 131H138V133H139V129H138ZM149 131H150V130H149ZM171 131H172V130H171ZM195 131H197V130H195ZM242 131H241V132H242ZM245 131H248V129L245 130ZM21 132H22V134H23V131H21ZM24 132H25V130H24ZM31 132H32V131H31ZM44 132H45V131H44ZM58 132H60V131H57V133H58ZM80 132H81V131H80ZM103 132H104V131H103ZM131 132H132V131H131ZM142 132H143V131H142ZM181 132H182V131H181ZM189 132H190V130H189ZM189 132H188V133H189ZM236 132H238V131H236ZM249 132H250V131H249ZM10 133H11V132H10ZM15 133H16V135H19V134H20V132H18L19 134H17V132H15ZM25 133H26V132H25ZM25 133H24V134H25ZM57 133H55V134H57ZM78 133H79V132H78ZM82 133H83V132H82ZM106 133H107V131H106ZM154 133H155V130H154ZM154 133H152V134H154ZM169 133H170V132H169ZM169 133H168V134H169ZM172 133H173V132H172ZM176 133L178 134V132H176ZM188 133H187V134H188ZM193 133H194V132H193ZM196 133H198V132H196ZM238 133H239V132H238ZM50 134H51V132H50ZM62 134H63V133H62ZM85 134H87V132H85ZM85 134L83 133V134H80V135L84 136ZM88 134H89V132H88ZM88 134H87V135H88ZM134 134H136V133H132L131 136L134 135ZM140 134H141V133H140ZM144 134H145V133H144ZM148 134H149V135H148V138H149V136H150L151 133H148ZM198 134H199V133H198ZM247 134H249V133H247ZM10 135H11V134H10ZM32 135H33V134L31 133V137L33 138L34 136H32ZM34 135H35V134H34ZM57 135H58V134H57ZM76 135H77V134H76ZM76 135H74V136L77 137ZM89 135H90V134H89ZM97 135H98V134H97ZM97 135H94V136H97ZM103 135H104V134H103ZM128 135H129V134H128ZM170 135H172V134H170ZM188 135H189V134H188ZM234 135H236V134H234ZM252 135H253V133H252ZM256 135H259V133L256 134ZM53 136H54V135H53ZM126 136H127V135H126ZM134 136H135V135H134ZM154 136H155V134H154ZM181 136H182V135H181ZM193 136H194V135L192 134V137H193ZM195 136H197V134H195ZM226 136H228V135H226ZM249 136H250V135H249ZM10 137H11V136H10ZM36 137H37V136L35 135V138H34V139H36ZM41 137H42V136H41ZM98 137H100V136H98ZM108 137H109V136H107L106 138H108ZM127 137H128V136H127ZM151 137H152V136H151ZM224 137H225V136H224ZM229 137H230V136H229ZM238 137H242V136H241V135H240V136L238 135ZM243 137H245V135H244ZM246 137H247V136H246ZM11 138H12V137H11ZM22 138H23V137H22ZM42 138H43V137H42ZM52 138H54V137H52ZM56 138H57V136L55 137V139H56ZM90 138H91V136H90ZM106 138H105V140H106ZM111 138H112V137H111ZM136 138H138L137 135H136ZM193 138H194V137H193ZM200 138L202 139L201 136H200ZM226 138H227V137H226ZM253 138H254V137H253ZM6 139H7V136H6ZM8 139H10V138H8ZM17 139H18V138H17ZM24 139H25V138H24ZM34 139H33V140H34ZM73 139H74V138H73ZM133 139H134V141H136L134 137H133ZM133 139H132V143H134V142H133ZM142 139H143V138H142ZM150 139H151V138H150ZM160 139H162V137H161ZM163 139H164V138H163ZM165 139H166V138H165ZM169 139H170V138H169ZM185 139H186V137H185ZM187 139H188V137H187ZM191 139H192V138H191ZM240 139H241V138H240ZM2 140H3V139H2ZM2 140H0V141H2ZM12 140H13V138H12ZM19 140H23V139H19ZM37 140H38V141H37ZM66 140H67V139H66ZM107 140H108V139H107ZM111 140H112V139H111ZM116 140H117V139H115V141H116ZM120 140H121V139H120ZM125 140H126V139H125ZM125 140H123V141H125ZM129 140H130V139H129ZM167 140H168V139H167ZM167 140H166V141H167ZM181 140H183V139H181ZM193 140H194V139H193ZM202 140H203V139H202ZM224 140H225V139H224ZM230 140H233V139H231V137H230ZM247 140H249V139L247 138ZM247 140H243V141H247ZM250 140H251V138H250ZM252 140H253V139H252ZM257 140H259V139H257ZM3 141H5V142H4L5 144H6V142L8 143L7 140H3ZM3 141H2V142H3ZM36 141H37V142H40L41 140L39 141V139H36ZM76 141H77V139H76ZM87 141H88V140H87ZM115 141H114V143H115ZM123 141H122V144H124ZM138 141H139V140H138ZM141 141H142V140H141ZM152 141H153V140H152ZM164 141H165V140H164ZM179 141H180V140H179ZM179 141H177V142H179ZM190 141H191V140H190ZM200 141H201V140H200ZM200 141H199V142H200ZM227 141H228V139H227ZM243 141H241V143L237 141V143H239V146H238V147H240V144H242ZM13 142H14V141H13ZM37 142H36V144H37ZM47 142H48V141H47ZM78 142H79V140H78ZM88 142H89V141H88ZM100 142H101V141H100ZM100 142H99V143H100ZM102 142H103V141H102ZM102 142H101V143H102ZM129 142H130V141H129ZM167 142H168V141H167ZM167 142H166V143H167ZM181 142H182V141H181ZM185 142H186V140H185ZM193 142H194V141H193ZM193 142H192V143H193ZM201 142H204V140L201 141ZM231 142H233V141H231ZM248 142H249V141H248ZM248 142H246V143H248ZM257 142H258V141H255V142L251 141V142H249V143H254V144H256ZM23 143H24V142H23ZM40 143H42V142H40ZM44 143H45V141H44ZM56 143H57V142H56ZM89 143H90V142H89ZM97 143H98V141H97ZM97 143L95 142L94 145L97 144ZM101 143H100V144H101ZM104 143H105V142H104ZM104 143H103V147H104ZM114 143H113L114 146L117 145V143H116V144H114ZM168 143H169V142H168ZM183 143H184V142H183ZM196 143H198V142H196ZM196 143H195V144H196ZM218 143H219V144H218ZM221 143H222V141H221ZM225 143H226V141H225ZM262 143H263V142H262ZM262 143L260 142V145H261ZM10 144H11V143H10ZM25 144H26V143H25ZM34 144H35V143H33V146H34ZM53 144H55V143L53 142ZM59 144H60V143H59ZM105 144H107V142H106ZM108 144H110V143H108ZM120 144H121V143H120V141H119L118 145H120ZM137 144H139V143H137ZM162 144H164V149H165V147H166V146H165V142L162 143ZM179 144H180V146H178V150H179L180 152H183V151L186 149V145H181V143H179ZM179 144H178V145H179ZM200 144H202V143H200ZM227 144H228V143H227ZM229 144H230V143H229ZM254 144H253V146L255 147L256 145H254ZM257 144H258V143H257ZM3 145H4V144H3ZM8 145H9V143H8ZM23 145H24V144H23ZM45 145H46V144H45ZM101 145H102V144H101ZM118 145H117V149H118ZM133 145H135V143H134ZM141 145H142V148H143V145H145V144H142V143H141ZM154 145H155V144H154ZM154 145H153V146H154ZM159 145H160V144H159ZM225 145H226V144H225ZM237 145H238V144H237ZM244 145H245V142H244ZM260 145L258 144V146H260ZM263 145H264V143H263ZM263 145H261V146H263ZM52 146H53V145H52ZM105 146H106V145H105ZM122 146H123V145H122ZM122 146L120 147V149H122ZM138 146H140V144H139ZM146 146H147V145H146ZM146 146H144V148H145ZM227 146H228V145H226L225 147H227ZM247 146H250V148H249V147H248V148L251 149V146H252V145L249 144V145H247ZM247 146H243V148H245V147H247ZM253 146H252V148H253ZM258 146H257L256 148H258ZM10 147H12V146H10ZM34 147H35V146H34ZM56 147L58 148L57 144H56ZM56 147H54V149H55ZM80 147H82V146H80ZM93 147H94V146H93ZM108 147H109V146H108ZM110 147L113 148L112 144L110 145ZM110 147H109V148H110ZM126 147H127V146H126ZM156 147H157V150L161 148V147H159V146H156ZM168 147H169V145H168ZM235 147H237V146L235 145ZM235 147H234V150H235ZM263 147H264V146H263ZM4 148H5V147H4ZM7 148H8V147H7ZM21 148H23V146H21ZM57 148H56V149H57ZM60 148H61V147H60ZM65 148H66V147H65ZM96 148H97V147H96ZM96 148H95V149H96ZM109 148H107V146H106V149H109ZM115 148H116V147H115ZM124 148H125V147H124ZM127 148H128V147H127ZM134 148H135V147H134ZM142 148H141L140 151H142ZM227 148H228V147H227ZM227 148H226V149H227ZM229 148H231V147H229ZM232 148H233V147H232ZM260 148H261V147H260ZM23 149H24V148H23ZM43 149H44V148H43ZM58 149H59V148H58ZM58 149H57V150H58ZM137 149H140V148H137ZM162 149H163V148H161V149L159 150L158 154H159L160 152H162V154H163ZM168 149H169V148H168ZM168 149H167V150H168ZM196 149H197V148H196ZM224 149H225V148L222 147V150H224ZM236 149H237V148H236ZM245 149H247V148H245ZM35 150H39V147H37V149H35ZM49 150H51V149H49ZM57 150H54V151L56 152ZM91 150L93 151L94 149L91 148ZM128 150H130V149H128ZM128 150H127V152H128ZM148 150H149V149H148ZM153 150H154V149H153ZM153 150H152V151H153ZM170 150H171V149H170ZM173 150H174V149H172V151H169V152H170L171 154H174V155H175V154H176V151H175V150L173 151ZM228 150H230V149H228ZM228 150H227V151H228ZM239 150L242 151L243 149L240 148ZM239 150L236 151V152H237V156L239 155V154H238V153H239V152H238ZM253 150H254V148H253ZM261 150H262V149H261ZM261 150H258V151H261ZM16 151H17V149H16ZM46 151H48V149H46ZM59 151H60V150H59ZM81 151H82V150H81ZM94 151H96V150H94ZM131 151H132V150H131ZM145 151H147V149H146ZM154 151H155V150H154ZM232 151H233V150H232ZM241 151H240V152H241ZM258 151H257V152H258ZM9 152H10V151H9ZM12 152H13V151H12ZM14 152H15V151H14ZM22 152H23V151H22ZM35 152H36V151H35ZM57 152H58V151H57ZM65 152H66V151H65ZM82 152H83V151H82ZM96 152H97V151H96ZM129 152H130V151H129ZM132 152H133V151H132ZM149 152H150V150H149ZM167 152H168V151H167ZM224 152H225V150H224ZM228 152H230V151H228ZM250 152H251V151H249V153H250ZM255 152H256V150H255ZM255 152H254V153H255ZM261 152H263V151H261ZM6 153H8V151H6ZM16 153H17V152H15L14 154H16ZM24 153L27 155V153H26L25 151H24ZM30 153H31V152H30ZM33 153H34V152H33ZM33 153H32V154H33ZM44 153L47 154L46 152H44ZM115 153H116V149H115ZM134 153H135V152H134ZM134 153H132V154H134ZM136 153H137V152H136ZM140 153H141V152H140ZM187 153H188V152H187ZM254 153H253V154H254ZM4 154H5V153H4ZM8 154H9V153H8ZM25 154L23 155V153H22L23 156H25ZM32 154H31V155H32ZM49 154H50V151H49ZM55 154H58V153H55ZM142 154H143V153H142ZM147 154H148V153H147ZM152 154H153V153H152ZM155 154H156V151H155ZM155 154H154V156H155ZM166 154H167V153H166ZM183 154H184V153H183ZM185 154H186V153H185ZM191 154H192V153H191ZM193 154H195V152H193ZM193 154H192V155H193ZM229 154H230V153H229ZM231 154H232V152H231ZM250 154L253 155L252 152H251ZM257 154H258V153H257ZM263 154H264V153H263ZM263 154H262V155H263ZM5 155H6V154H5ZM31 155H30V156H31ZM58 155H60V153H59ZM58 155H57V156H58ZM66 155H67V154H66ZM66 155H65V156H66ZM118 155H119V154H118ZM120 155H121V154H120ZM126 155H128V154H126ZM129 155H131V154H129ZM143 155H144V154H143ZM143 155H141V156H143ZM160 155H161V154H160ZM233 155H234V154H233ZM245 155H246V157H247L248 152H247V154H244V156H245ZM262 155H261V157H262ZM30 156H29V157H30ZM32 156H33V155H32ZM32 156H31V157H32ZM34 156H35V155H34ZM50 156H51V154H50ZM61 156H62V154H61ZM77 156H78V155H77ZM103 156H104V155H103ZM115 156H116V155H115ZM131 156H133V155H131ZM157 156H158V155H157ZM168 156H169V155H168ZM168 156H167V157H168ZM183 156H185V155H183ZM195 156H196V155H194V157H195ZM198 156H199V153H198L197 157H198ZM227 156H228V158H229V155H226V157H227ZM234 156H236V154H235ZM240 156H241V155H240ZM242 156H243V155H242ZM249 156H250V155H248V157H249ZM258 156H259V155H258ZM36 157H37V155H36ZM85 157H86V156H85ZM85 157H84V158H85ZM117 157H118V156H117ZM144 157H145V155H144ZM163 157H164V156L162 155V158H163ZM169 157H170V156H169ZM171 157H172V156H171ZM171 157H170V158H171ZM185 157H186V156H185ZM190 157H192V156H190ZM2 158L4 159V157H2ZM14 158H15V157H14ZM14 158H13V159H14ZM27 158H28V156H27ZM27 158H26V160L29 159V158H28V159H27ZM58 158H59V160L62 159V158L60 159V156H59ZM71 158H72V157H71ZM101 158H103V157H101ZM107 158H108V157H107ZM122 158H123V157H122ZM127 158H128V157H127ZM141 158H142V157H141ZM146 158H147V156H146ZM156 158H157V157H156ZM164 158H165V157H164ZM192 158H193V157H192ZM228 158H227V159H228ZM231 158H234V160L236 159L235 157H231ZM241 158L243 159V157H241ZM253 158H255V157L253 156ZM10 159H11V157H10ZM15 159H17V158H15ZM30 159H33V160L35 159V160H36V158H30ZM50 159H51V158H50ZM103 159H106V158L104 157ZM118 159H119V157H118ZM148 159H150V157H149ZM151 159H152V158H151ZM157 159H159V158H157ZM160 159H161V158H160ZM160 159H159L158 161H161ZM225 159H226V158H225ZM227 159H226V160H227ZM35 160H34V161H35ZM41 160H42V159H41ZM88 160H90V159H88ZM88 160H87V162H88ZM94 160H96V159L94 158ZM106 160H107V159H106ZM114 160H115V159H114ZM116 160H117V159H116ZM125 160H126V159H125ZM136 160H137V159H136ZM162 160H164V162H165L166 158H165V159H162ZM167 160H169V158H168ZM245 160H246V159H245ZM251 160H252V159H251ZM258 160H259V159H258ZM3 161H4V160H3ZM8 161H9V158H8ZM31 161H32V160H31ZM36 161H38V160H36ZM36 161H35V162H36ZM57 161H58V160H57ZM57 161H56V162H57ZM62 161H63V159H62ZM64 161H65V160H64ZM139 161H140V159H139ZM141 161H142V160H141ZM158 161H157V162H158ZM230 161H231V159H230ZM232 161H233V160H232ZM0 162H1V161H0ZM4 162H5V161H4ZM10 162H11V161H10ZM35 162H32V163L29 162L28 165H29V166H30V164L34 165ZM39 162H40V160H39ZM82 162H83V161H82ZM82 162H81V163H82ZM117 162H118V161H117ZM123 162H124V160H123ZM132 162H133V160H132ZM144 162H146V161H144ZM152 162H153V161H152ZM233 162H234V161H233ZM238 162H240V161H238ZM253 162H254V161H253ZM256 162H258V161L256 160ZM263 162H264V161H263ZM5 163H6V162H5ZM11 163H13V162H11ZM22 163H23V161H22ZM81 163H80V164H81ZM99 163H100V162H99ZM126 163H127V162H126ZM133 163H134V162H133ZM159 163H162V161L159 162ZM202 163H203V162H202ZM207 163H208V162H207ZM229 163H230V162H229ZM241 163H242V162H241ZM250 163H252V162H250ZM250 163H249V165H250ZM258 163H259V162H258ZM19 164H20V163H19ZM35 164H36V163H35ZM60 164H61V163H60ZM83 164H84V163H83ZM127 164H128V163H127ZM136 164H138V162H137ZM140 164H141V163H140ZM149 164H150V163H149ZM153 164H154V163H153ZM174 164H175V163H174ZM174 164L172 163V167H173ZM178 164H179V166H180L181 163H178ZM183 164H184V163H183ZM230 164H232V163H230ZM233 164H234V163H233ZM259 164H260V163H259ZM259 164H258V165H259ZM12 165H13V164H12ZM14 165H15V164H14ZM20 165H21V164H20ZM56 165H58V164H56ZM84 165H85V164H84ZM119 165H120V164H119ZM119 165L117 166L118 168H119ZM123 165H124V164H123ZM123 165H122V166H123ZM129 165H130V163L128 164V166H129ZM131 165H132V164H131ZM134 165H135V164H134ZM134 165H133V166H134ZM141 165H143V164H141ZM154 165H155V164H154ZM154 165H153V166H154ZM170 165H171V164H170ZM202 165H203V164H202ZM207 165H208V164H207ZM253 165H254V166H253ZM258 165H257V166H258ZM262 165H263V164H262ZM262 165H260V166H262ZM23 166H24V168H25V165H22V167H23ZM26 166H27V165H26ZM41 166H42V165H41ZM41 166H40V167H41ZM63 166H64V165H63ZM63 166H61V168H62ZM66 166H67V164H66ZM98 166H99V165H98ZM120 166H121V165H120ZM138 166L140 167V165H138ZM144 166H145V164H144ZM151 166H152V165H151ZM151 166H150V167H151ZM175 166H177V165H175ZM175 166H174V167H175ZM190 166H191V165H190ZM208 166H209V165H208ZM236 166H237V165H236ZM236 166H234V167H236ZM238 166H239V163H238ZM238 166H237L236 168H238ZM245 166H246L247 169H248L247 163H246V165H244V167H245ZM251 166H253V167H252V168H249V170H250V169H251V170L253 169L252 171L255 172V170H254V168H255V169L257 170V172H258L259 168H257L255 162L252 163ZM32 167H33V166H32ZM55 167H56V166H55ZM57 167H58V166H57ZM102 167H104V166L102 165ZM114 167H115V166H114ZM135 167H137V166L135 165ZM135 167H134V168H135ZM174 167H173V168H174ZM180 167H181V166H180ZM182 167H183V165H182ZM200 167L203 168V166H200ZM209 167H210V166H209ZM240 167H242V166L240 165ZM258 167H259V166H258ZM2 168L5 169V167H3V166H2ZM24 168H23V169H24ZM29 168H30V167H29ZM63 168H64V167H63ZM63 168H62V169H63ZM68 168H69V167H68ZM90 168H91V167H90ZM123 168H124V167H123ZM141 168H142V166H141ZM262 168H263V167H262ZM57 169H58V168H57ZM59 169H60V168H59ZM71 169H72V168H71ZM77 169H78V168H77ZM128 169H130V168H128ZM176 169H178V167H177ZM176 169H175V170H176ZM240 169H241V168H240ZM242 169H244V168L242 167ZM247 169H245V170H247ZM63 170H65V169H63ZM63 170H62V171H63ZM89 170H90V169H89ZM126 170H127V169H126ZM126 170H125V171H126ZM132 170H133V169H132ZM132 170H131V172H133ZM150 170H151V169H150ZM150 170H149V171H150ZM200 170H201V169H200ZM202 170H203V169H202ZM207 170H208V169H207ZM251 170H250V171H251ZM263 170H264V169H263ZM75 171H77V170H75ZM86 171H87V170H86ZM94 171L96 172V170H94ZM104 171H105V170H104ZM120 171H121V173L123 172L122 170H120ZM120 171H119V173H120ZM125 171H124V172H125ZM142 171H143V170H142ZM142 171H141V172H142ZM144 171H145V170H144ZM151 171H153V170H151ZM178 171H179V169H178ZM178 171H177L176 173L179 174L180 171H179V172H178ZM240 171H241V170H240ZM250 171H249V172H250ZM252 171H251V172H252ZM111 172H112V171H111ZM124 172H123V173H124ZM199 172H200V171H199ZM205 172H206V171H205ZM243 172H245V171H243ZM253 172H252V173H253ZM260 172L262 173V170H261ZM64 173H66V172H64ZM68 173H69V172H68ZM88 173H89V171H88ZM113 173H114V172H113ZM142 173H143V172H142ZM142 173H141V174H142ZM206 173H207V172H206ZM258 173H259V172H258ZM263 173H264V172H263ZM263 173H262L261 175H260V174H258V175H260V177H261V176H264ZM46 174H47V173H46ZM54 174H55V172H54ZM91 174H93V173H91ZM99 174H100V173H99ZM104 174H105V172H104ZM134 174H135V173H134ZM145 174H146V173H145ZM199 174H200V173H199ZM246 174H247V173H246ZM52 175H53V174H52ZM83 175H85L84 172H83ZM111 175H112V174H111ZM122 175H123V174H122ZM126 175H127V173H126ZM132 175H133V173H132ZM179 175H180V174H179ZM27 176H28V175H27ZM60 176H61V175H60ZM71 176H73V174H72ZM86 176H87V175H86ZM101 176H102V175H101ZM116 176H117V175H116ZM127 176H128V175H127ZM129 176H130V175H129ZM146 176H147V175H146ZM152 176H154V175H152ZM197 176H198V175H197ZM197 176H196V177H197ZM210 176H211V174H210ZM214 176H215V175H214ZM214 176L211 177L212 180H213ZM216 176H217V175H216ZM235 176H236V175H235ZM240 176H241V175H240ZM77 177H78V176H77ZM87 177H88V176H87ZM109 177H110V180H111V177L113 178V176H110V175H109ZM134 177H135V176H134ZM137 177H139V176H138V173H137ZM150 177H151V176H150ZM199 177H200V179H204V178H203L204 176H203V177L198 176L197 178L199 179ZM208 177H209V176H208ZM208 177H207V179H208ZM72 178H74V177H72ZM105 178H106V177H105ZM105 178H104V179H105ZM114 178H115V176H114ZM132 178H133V177H131V178H129V179H132ZM142 178H143V177H142ZM142 178H141V179H142ZM155 178H156V177H155ZM250 178H251V177H250ZM263 178H264V177H263ZM45 179H46V178H45ZM107 179H108V178H106V180H107ZM116 179H117V178H116ZM127 179H128V178H127ZM136 179H139V178H136ZM150 179H152V177H151ZM172 179H173V178H172ZM178 179H179V178H178ZM207 179H206V180H207ZM231 179H232V178H231ZM233 179H235V178H233ZM78 180H79V179H78ZM114 180H115V179H114ZM123 180H126V179L123 178ZM139 180H140V179H139ZM156 180H157V179H156ZM193 180H194V179H193ZM196 180H197V179H196ZM206 180H205V181H206ZM216 180H217V179H216ZM228 180H230V179H228ZM228 180H227V181H228ZM248 180H249V179H248ZM260 180H261V179H260ZM263 180H264V179H263ZM67 181H69V177H68ZM75 181H77V179H76ZM107 181H108V180H107ZM112 181H113V180H111V182H112ZM116 181H117V180H116ZM118 181H119V180H118ZM127 181H128V180H127ZM129 181L131 182V180H129ZM143 181H144V180H143ZM143 181H142V182H143ZM175 181H176V180H175ZM210 181H211V179H210ZM230 181H231V180H230ZM232 181H233V180H232ZM232 181H231V182H232ZM14 182H15V181H14ZM84 182H85V181H84ZM84 182H83V183H84ZM86 182H87V180H86ZM88 182H89V180H88ZM98 182H99V180H98ZM109 182H110V181H109ZM111 182H110V183H111ZM125 182H126V181H125ZM136 182H137V181H136ZM140 182H141V181H140ZM147 182H148V181H147ZM147 182H146V183H147ZM149 182H151V180H150ZM153 182H154V181H153ZM157 182H159V181H156V184H157ZM192 182H194V181H192ZM195 182H196V181H195ZM195 182H194V183H195ZM197 182H199V181L197 180ZM197 182H196L194 185H197V184H198ZM206 182H207V181H206ZM212 182H213V181H212ZM222 182H223V181H222ZM228 182H229V181H228ZM228 182H227V184H228ZM258 182H259V181H258ZM261 182H264V181L261 180ZM15 183L17 184V182H15ZM44 183H45V182H44ZM70 183H71V182H70ZM72 183H73V180H72ZM104 183H105V181H104ZM104 183H103V185H104ZM107 183H108V182H107ZM107 183H106V184H107ZM120 183H122V181H120ZM138 183H139V181H138ZM159 183H160V182H159ZM178 183H180V182L178 181ZM219 183H220V182H219ZM63 184H64V183H63ZM63 184H60V185H57V186L60 187V186L63 185ZM108 184H109V183H108ZM125 184H126V183H125ZM139 184H141V183H139ZM160 184H161V183H160ZM175 184H176V183H175ZM175 184H174V186H175ZM201 184H202V183H201ZM205 184H206V183H203L202 185H205ZM207 184H209V183L207 182ZM215 184H218V182H217V183L215 182ZM220 184H221V183H220ZM38 185H41V184H38ZM38 185L36 184L37 187H39ZM43 185H45V184H43ZM70 185H71V184H70ZM70 185H69V186H70ZM74 185H75V183H74ZM81 185H82V184H81ZM146 185H147V184H146ZM148 185H149V184H148ZM188 185H189V184H188ZM188 185H187V186H188ZM192 185H193V184H192ZM199 185H200V184H198V186H199ZM202 185H201V186H202ZM228 185H229V184H228ZM231 185H232V184H231ZM257 185H258V184H257ZM257 185H256V186H257ZM262 185H263V183H262ZM36 186H35V188H36ZM101 186H102V185H101ZM105 186H106V185H105ZM105 186H104V188H105ZM120 186H121V185H120ZM123 186L126 188L125 185H123ZM151 186H152V183H151ZM160 186H161V185H160ZM205 186H207V185H205ZM210 186H211V185H210ZM218 186H219V184L217 185V187H218ZM222 186H223V185H222ZM44 187H46V186H44ZM63 187H64V185H63ZM73 187H74V186H73ZM76 187H77V186H76ZM83 187H84V186H83ZM96 187H97V186H96ZM128 187H129V186H128ZM148 187H149V186H147V188H148ZM161 187H162V186H161ZM178 187H179V186H178ZM178 187H177V188H178ZM215 187H216V185H215ZM232 187H233V186H232ZM237 187H238V186H237ZM244 187H245V186H244ZM259 187H260V185H259ZM33 188H34V187H33ZM61 188H62V186H61ZM97 188H98V189H97ZM97 188H96L97 190H100V189H101V187H97ZM99 188H100V189H99ZM149 188H150V187H149ZM179 188L181 189V186H180ZM179 188H178V189H179ZM182 188H183V187H182ZM196 188H197V187H196ZM202 188H203V187H202ZM239 188H240V186H239ZM239 188H238V189H239ZM245 188H246V187H245ZM53 189H54V188H52V191H53ZM75 189H76V188H75ZM77 189H78V188H77ZM108 189H109V188H108ZM130 189H131V191H132V187H131ZM151 189H152V188H151ZM159 189H160V188H159ZM199 189H200V190H203V189L205 190V187H204L203 189H201L200 186H199ZM206 189L208 190V189H209V186H208V188L206 187ZM215 189H216V188H215ZM217 189H218V188H217ZM217 189H216V190H217ZM222 189H223V187H222ZM226 189H227V187H226ZM234 189H235V188H234ZM260 189H261V188H260ZM36 190L39 191L37 188H36ZM47 190H49V189H47ZM47 190H46V191H47ZM50 190H51V189H50ZM65 190H66V189H65ZM67 190H68V188H67ZM69 190H70V189H69ZM87 190H88V189H87ZM97 190H95V191H97ZM114 190L116 191V189H114ZM114 190H113V191H114ZM124 190H125V189H124ZM124 190H123V191H124ZM160 190H161V189H160ZM182 190H183V189H182ZM220 190H221V189H220ZM232 190H233V189H232ZM58 191H59V189H58ZM63 191H64V190H63ZM81 191H82V190H81ZM85 191H86V190H85ZM95 191H93V193H94ZM106 191H108V190H106ZM106 191H105V192H106ZM125 191H126V190H125ZM125 191H124L123 193H125ZM153 191L156 192L154 189H153ZM184 191H185V190H184ZM191 191H192V189L190 190V192H191ZM209 191H210V190H209ZM212 191L214 192L215 190L212 189ZM55 192H56V191H55ZM65 192H66V191H65ZM82 192H83V191H82ZM88 192H89V191H88ZM177 192H178V191H177ZM193 192H194V190H193ZM205 192H207V191H205ZM213 192H212V193H213ZM230 192H231V191H230ZM67 193H68V191H67ZM126 193L129 194L128 192H126ZM156 193H158V192H156ZM182 193H183V192H182ZM194 193H195V192H194ZM194 193H193V194H194ZM210 193H211V192H210ZM227 193L229 194V192H227ZM227 193H226V194H227ZM244 193H245V192H244ZM0 194H1V193H0ZM43 194H44V193H43ZM53 194H54V192H53ZM56 194H57V193H56ZM74 194H75V192H74ZM76 194H77V193H76ZM89 194H90V193H89ZM94 194H95V193H94ZM104 194H106V196H108V195L110 194V192H109V194H108V192H106V193H104ZM107 194H108V195H107ZM112 194H113V192H112ZM127 194H126V195H127ZM130 194H131V192H130ZM179 194H180V193H179ZM179 194H178V196H180ZM186 194H187V193H186ZM193 194H191V197H192V196H195V195H193ZM196 194H197V192H196ZM204 194H205V193H204ZM204 194H203V195H204ZM208 194H209V192H208ZM216 194H217V193H216ZM216 194H215V195H216ZM246 194L249 195V193H246ZM246 194H244V195H246ZM46 195H48V191H47V194H46ZM62 195H63V194H62ZM65 195H66V194H65ZM114 195H115V192H114ZM126 195H125V196H126ZM197 195H198V194H197ZM205 195H207V193H206ZM209 195L211 196V195H213V194H209ZM209 195H207V196L209 197ZM247 195H246V197H247ZM19 196H20V195H19ZM55 196H56V195L54 194V197H55ZM67 196H68V195H67ZM87 196H88V195H87ZM102 196H103V194H102ZM102 196L100 197V195H99V198H100V199H99V198H98V199H99V200H103ZM219 196H220V195H219ZM228 196H229V195H228ZM232 196H233V194H232ZM242 196H243V192H242ZM64 197H65V199H66V196H64ZM89 197H90V196H89ZM151 197H152V196H151ZM153 197H154V196H153ZM183 197H184V195H183ZM187 197H188V195H186V200L188 201L189 199H187ZM203 197H204V196H203ZM208 197H205V198L207 199ZM214 197L216 198V196H214ZM263 197H264V196H263ZM51 198H52V197H51ZM67 198H68V197H67ZM69 198H70V197H69ZM73 198H75V197H73ZM101 198H102V199H101ZM104 198H105V195H104ZM113 198H114L113 200H115V197H113ZM181 198H182V197H181ZM181 198H180V199H181ZM188 198H189V197H188ZM198 198H199V197H198ZM198 198H197V199H198ZM205 198H204V199H205ZM225 198H226V197H225ZM231 198H232V197H230V199H229L228 201H231ZM247 198H249V197H247ZM46 199L51 200V199H49V198H46ZM53 199L55 200V198H52V200H53ZM98 199H97V201H98ZM108 199H110V197H109ZM164 199H165V198H164ZM192 199H193V198H192ZM197 199H194V201L196 202ZM206 199H205V200H206ZM226 199H227V198H226ZM239 199H240V198H239ZM48 200H47V201H48ZM54 200H53V201H54ZM70 200H71V198H70ZM95 200H96V199H95ZM215 200H217V199H215ZM244 200H245V199H244ZM260 200H261V199H260ZM79 201H80V200H79ZM88 201H89V200H87V202H88ZM107 201H108V202H107ZM107 201H106V203H110V200H107ZM167 201H168V202H167L166 204H165V203L162 204L159 200L153 198L152 202H153L154 206L156 207V210L153 211V212H151V213H152L153 217H155V219L158 220V222H162V221L165 219L166 211H167L169 208H171V211H172L173 215L177 218V220H178L179 223H180V226H177V227H176V229H175V233H176V234H177V235L183 240V242H184V244H185V247H186V249H187V252H188L189 254H193V255H195V259H196L197 264H235L234 261H231V260H229L228 258H226V257L224 256V254H223L221 251H219V250H217V249H213V248L208 249L207 246H206V242H205L204 236L202 235L203 232H200V231H202V230H200L199 227H198V226H197V225H196V224H195L190 218H187V217H185L184 215H182V214H181V213H180V212L174 207V203H173V201L171 200L170 195L168 196V200H167ZM178 201H179V200H178ZM181 201H182V199H181ZM191 201H192V200H191ZM206 201H207V200H206ZM220 201L222 202V199H221ZM234 201H235V200H234ZM236 201H237V200H236ZM262 201H263V200H262ZM70 202H71V201H70ZM100 202H101V201H100ZM100 202H99V203H100ZM125 202H126V201H125ZM195 202L192 201V203H195ZM198 202H199V201H198ZM217 202H218V201H214V199H213V202H212L211 204H213V203L216 204ZM237 202H238V201H237ZM237 202H236V203H237ZM19 203H20V202H19ZM51 203H52V201H51ZM54 203H55V202H54ZM81 203H82V202H81ZM81 203H80V204H81ZM89 203H90V202H89ZM113 203H114V202H113ZM182 203H183V201H182ZM182 203H179V204H182ZM185 203H186V201H185ZM199 203H200V202H199ZM207 203H209V202H207ZM243 203H244V202H243ZM263 203H264V201H263ZM96 204H97V203H96ZM111 204H112V203H111ZM111 204H109V206H111ZM149 204H150V202H149ZM188 204H189V203H188ZM225 204H226V203H225ZM53 205H54V204H53ZM90 205L92 206L93 204L90 203ZM97 205H98V204H97ZM115 205H117V204H115ZM124 205H125V204H124ZM184 205L186 206L187 204H184ZM184 205L182 204V206H184ZM193 205L195 206V204H193ZM204 205H205V204H204ZM232 205L234 206V204H232ZM242 205L245 206L244 204H242ZM246 205H248V204H246ZM252 205H254V204H252ZM113 206H114V205H113ZM127 206H128V205H127ZM179 206H180V205H179ZM188 206H189V205H188ZM207 206H208V204H207ZM209 206L212 207V205H209ZM223 206H224V205H223ZM228 206H229V205H228ZM261 206H262V204H261ZM189 207H190V206H189ZM219 207H220V206H219ZM234 207H235V206H234ZM246 207H247V206H246ZM250 207H251V206H250ZM183 208H184V207H183ZM185 208H186V207H185ZM190 208H191V207H190ZM190 208H188V209H190ZM195 208H196V207H195ZM205 208H206V207H205ZM214 208H216L215 205H214ZM240 208H241V207H240ZM1 209H2V208H1ZM8 209H9V208H8ZM186 209H187V208H186ZM186 209H185V210L183 209L184 212L186 211ZM188 209H187V210H188ZM191 209H192V208H191ZM193 209H194V207H193ZM199 209H200V208H199ZM201 209H202V207H201ZM218 209H219V208H218ZM221 209H222V207H221ZM224 209H225V208L223 207V210H224ZM242 209H247V208L244 207V208H242ZM248 209H249V208H248ZM248 209H247V210H248ZM256 209H257V208H256ZM3 210H4V209H3ZM3 210H1L0 212H2ZM205 210H206V209H205ZM216 210H217V209H216ZM219 210H220V209H219ZM229 210H230V209H228L226 212H228ZM239 210H240V209L238 208V211H239ZM181 211H182V210H181ZM194 211H195V209H194ZM197 211H198V210H197ZM201 211H202V210H201ZM221 211H222V210H221ZM221 211H220V213H221ZM224 211H225V210H224ZM230 211H231V210H230ZM233 211H234V210H233ZM248 211H249V210H248ZM253 211H254V210H253ZM4 212H5V210H4L3 213H2L3 215H4L5 213L8 214L7 211H6L5 213H4ZM13 212H14V211H13ZM74 212H75V211H72L73 214H71V216H72V215H77L76 213L74 214ZM182 212H183V211H182ZM184 212H183V213H184ZM204 212H205V211H204ZM204 212H203V213H204ZM222 212H223V211H222ZM251 212H252V211H251ZM251 212H250V213H251ZM254 212H255V211H254ZM40 213H41V212H40ZM115 213H119V212H118V211H115ZM197 213H199V212H197ZM220 213H219L217 216L220 217ZM236 213H237V211H236ZM250 213H249V214H250ZM252 213H253V212H252ZM256 213H257V212H256ZM9 214H11V213H9ZM46 214H47V213H46ZM78 214H79V213H78ZM199 214H200V213H199ZM215 214H216V213H215ZM215 214H214V215H215ZM253 214H254V213H253ZM0 215H1V214H0ZM212 215H213V213L211 214V216H212ZM229 215H230V214H228V216H227V213H226V215H224V217H225V216H226V217H230L231 215H230V216H229ZM234 215H235V214H234ZM11 216H12V215H11ZM78 216H79V215H78ZM78 216L76 217L77 220H78ZM221 216H222V217H221V219H222V218H223V213L221 214ZM232 216H233V215H232ZM232 216H231V218H232ZM4 217H5V215H4ZM4 217H3V218H4ZM199 217H200V215H199ZM226 217H225V218H226ZM3 218H1V220H2ZM13 218H14V217H13ZM79 218H80V217H79ZM200 218H201V217H200ZM204 218H205V216H204ZM215 218H216V216H215ZM37 219H38V218H37ZM37 219H36V220H37ZM70 219H71V217H70ZM70 219H69V220H70ZM206 219H207V218H206ZM223 219H224V218H223ZM233 219H235V218H232V220H233ZM72 220H73V219H72ZM77 220H75V217H74V221H73V222H75V221H77ZM199 220L201 221V219H199ZM240 220H241V219H240ZM240 220H239V222H242V221H240ZM250 220H251V219H250ZM43 221H45V220H43ZM43 221H42V222H43ZM57 221H58V220H57ZM154 221H155V220H154ZM218 221H220V219H219ZM261 221H264V220H261ZM73 222H71V223H73ZM79 222H82V220H81V221L79 220ZM83 222H84V221H83ZM116 222H117V221H116ZM221 222H222V220H221ZM221 222H220V224H221ZM224 222H225V221H224ZM235 222H236V221H235ZM235 222H234V223H235ZM246 222H247V221H246ZM33 223H34V222H33ZM33 223H32V224H33ZM43 223H44V222H43ZM75 223H78V222H75ZM86 223H87V222H86ZM133 223H134V222H133ZM147 223H148V222H147ZM203 223H204V222H202L201 224H203ZM216 223H217V222H216ZM228 223H229V222H228ZM228 223H227V224H228ZM248 223H249V222H248ZM248 223H247V224H248ZM87 224H88V223H87ZM126 224H127V223H126ZM150 224H151V223H150ZM153 224H154V223H153ZM208 224H209L208 227L210 226V227H213V228H214V226H215L214 224H213L214 226H211L210 223H208ZM235 224H237V223H235ZM235 224H234V225H235ZM239 224H241V223H239ZM239 224H238V225H239ZM262 224H263V222H262ZM8 225H9V224H8ZM37 225H39V224L37 223ZM58 225H59V224H58ZM74 225L76 226V224H74ZM78 225H79V224H78ZM83 225H84V224H83ZM130 225H131V224H130ZM143 225H144V224H143ZM218 225H219V224H218ZM244 225H245V224H244ZM249 225H250V224H248V227H249ZM263 225H264V224H263ZM32 226H33V225H32ZM35 226H36V222H35ZM35 226H34V227H35ZM40 226H41V224H40ZM40 226H36V228L38 227V229H39V233H41V232L43 231V229H44V228L41 229V232H40ZM42 226H43V225H42ZM59 226H60V225H59ZM59 226H58V227H59ZM80 226H81V225H80ZM105 226H106V225H105ZM105 226H104V227H105ZM113 226H114V225H113ZM204 226H205V224H204ZM204 226H203V227H204ZM222 226H223V229H224V228L226 229L225 226H227V225H226V223H225V226H224V224L222 223ZM229 226H230V225H228V227H229ZM235 226H236V225H235ZM245 226H246V225H245ZM28 227H29V226H28ZM55 227H56V226H55ZM58 227H56V229H55L56 231L59 230ZM60 227H62V226H60ZM109 227H110V226H109ZM140 227H141V224H140ZM143 227H145V226H143ZM150 227H151V226H150ZM150 227H149V228H150ZM154 227H155V226H152L151 228H154ZM205 227H206V226H205ZM205 227H204L203 229H205ZM208 227H206V228H208ZM215 227H216V226H215ZM218 227H219V226H218ZM237 227H238V226H237ZM240 227H241V226H240ZM30 228H31V227H30ZM32 228H33V227H32ZM141 228H142V227H141ZM147 228H148V225H147ZM155 228H156V227H155ZM46 229H47V228H46ZM57 229H58V230H57ZM143 229H144V228H143ZM143 229H142V230H143ZM214 229H215V228H214ZM216 229H217V228H216ZM225 229L222 230V231H223V232H224V231L226 232ZM230 229H232V228H230ZM234 229H235V232L238 234V232L236 231L237 228H234ZM234 229H233V230H234ZM248 229H249V228H248ZM259 229H260V228H259ZM36 230H37V229H36ZM60 230H61V228H60ZM72 230H73V229L70 228V231H72ZM210 230H211V229H210ZM212 230H213V229H212ZM237 230H238V229H237ZM251 230H252V229H251ZM0 231H1V230H0ZM37 231H38V230H37ZM94 231H97V230L95 229ZM122 231H123V229H122ZM124 231H125V230H124ZM151 231H152V230H151ZM156 231H157V230H156ZM203 231H204V230H203ZM222 231H221V232H222ZM230 231H231V230H230ZM230 231H228V232L231 233ZM46 232H47V231H46ZM46 232H45V233H46ZM97 232H98V231H97ZM140 232H141V231H140ZM142 232H143V231H142ZM147 232H148V231H147ZM154 232H155V231H154ZM211 232H212V231H211ZM213 232H215V231H213ZM216 232H217V231H216ZM216 232H215V233H216ZM18 233H19V232H18ZM42 233H43V232H42ZM48 233H49V232H48ZM95 233H96V232H95ZM99 233H100V231H99ZM99 233H98V235H99ZM121 233H122V232H121ZM121 233H120V234H121ZM129 233H130V232H129ZM149 233H150V232H149ZM209 233H210V232H209ZM209 233L206 234V235H209ZM232 233H233V232H232ZM232 233H231V234H232ZM239 233H241V230H240V229H239ZM105 234H106V233H105ZM123 234H124V233H122V235H123ZM126 234H127V233H126ZM139 234H140V233H139ZM141 234H142V233H141ZM152 234H153V233H152ZM164 234H165V233H164ZM210 234H211V233H210ZM212 234H213V233H212ZM217 234H220V233L217 232ZM226 234H227V233H226ZM233 234H234V236L236 235L235 233H233ZM233 234H232V235H233ZM241 234H243V232H242ZM241 234H240V237L243 236V235L241 236ZM42 235H43V234H42ZM49 235H50V234H49ZM132 235H133V234H132ZM142 235H143V234H142ZM173 235H175V234H173ZM204 235H205V233H204ZM206 235H205V237H206ZM221 235H222V233H221ZM259 235H260V234H259ZM263 235H264V234H263ZM263 235H262V236H263ZM38 236H41V234L38 235ZM46 236H47V234H46ZM95 236H96V235H95ZM95 236H92V237H95ZM100 236H101V235H100ZM100 236H99V237H100ZM120 236H121V235H120ZM162 236H164V235L162 234ZM171 236H172V235H171ZM175 236H176V235H175ZM215 236H217V235H215ZM222 236H224V234H223ZM237 236H239V235H237ZM244 236H245V234H244ZM244 236H243V237H244ZM42 237H44V236H42ZM86 237H87V236H86ZM92 237H91V238H92ZM101 237H102V236H101ZM101 237H100L99 239H101ZM172 237H173V236H172ZM209 237H214V235H213V236L210 235ZM240 237H238V238H240ZM246 237L248 238L247 235H246ZM246 237H245V239H246ZM4 238H5V237H4ZM82 238H83V237H82ZM97 238H98V237H97ZM123 238H124V237H123ZM128 238H129V236H128ZM130 238H131V235H130ZM130 238H129V239H130ZM158 238H159V237H158ZM160 238H161V237H160ZM160 238H159V239H160ZM167 238L169 239V237H167ZM167 238H166V236H165V240H166ZM221 238H222V237H221ZM226 238H228V237H226ZM234 238H235V237H234ZM261 238H262V237H261ZM40 239H42V238H40ZM43 239H44V238H43ZM92 239H93V238H92ZM92 239H90V240H92ZM153 239H154V238H153ZM159 239H158V240H159ZM172 239H175V238H172ZM181 239H179V240H181ZM211 239H212V238H211ZM213 239H215V237H214ZM213 239H212V240H213ZM235 239H236V238H235ZM240 239H241V238H240ZM38 240H39V237H38ZM83 240H85V238H84ZM86 240H87V239H86ZM101 240H102V239H101ZM182 240H181V241H182ZM238 240H239V239H238ZM238 240H237V241H238ZM241 240H242V239H241ZM259 240H261V239H259ZM259 240H257V242H258ZM263 240H264V239H263ZM39 241H40V240H39ZM78 241H79V239H78ZM80 241H81V238H80ZM108 241H109V240H108ZM149 241H150V240H149ZM154 241H155V239H154ZM168 241H169V240H168ZM170 241H171V239H170ZM219 241H220V240H219ZM219 241H217V242H219ZM222 241H224V239H223ZM85 242H86V241H85ZM212 242H213V241H212ZM227 242H228V241H227ZM234 242H235V241H234ZM243 242H245V241H243ZM254 242H256V241H254ZM261 242H262V241H261ZM24 243H25V241H24ZM83 243H84V242H83ZM88 243H89V242H88ZM92 243H93V242H92ZM106 243H108V242H106ZM149 243H150V242H149ZM155 243H156V245H155V244H154V245H155V247H156L158 241L156 240ZM170 243H171V242H170ZM180 243H181V242H180ZM219 243H220V242H219ZM236 243H237V242H236ZM251 243H252V242H251ZM22 244H23V243H22ZM26 244H27V242H26ZM90 244H91V242H90ZM97 244H98V243H96V245H97ZM171 244H172V243H171ZM171 244H170V245H171ZM178 244H179V242L177 243V246H178ZM181 244H182V243H181ZM181 244H180V245H181ZM234 244H235V243H234ZM238 244L240 245V244H242V242H241V243H237V246H238ZM243 244H245V243H243ZM258 244H259V243H258ZM258 244H257V245H258ZM52 245H54V244H52ZM71 245H72V244H71ZM74 245H76V244H74ZM92 245H94V244H92ZM100 245H101V244H100ZM154 245H153V246H154ZM159 245H161V244L159 243ZM170 245H166V246L168 247V246H170ZM173 245H174V244H173ZM232 245H233V244H232ZM248 245H251V244H248ZM255 245H256V244H255ZM31 246H32V245H31ZM85 246H86V244H85ZM151 246H152V245H151ZM151 246H150V247H151ZM161 246H162V245H161ZM164 246H165V245H164ZM164 246H163V247H164ZM182 246H183V245H182ZM225 246H226V245H225ZM237 246H236L235 248L238 250V247H239V246H238V247H237ZM244 246H245V245H244ZM246 246H247V245H246ZM262 246H263V245H262ZM23 247H24V246H23ZM23 247H22V248H23ZM88 247H89V246H88ZM90 247H91V246H90ZM92 247H93L92 249L94 250V248H96L97 246L95 247V245H94V246H92ZM98 247H99V246H98ZM98 247H97V249H98ZM101 247H103V246L101 245ZM101 247H100V248H101ZM105 247H106V246H105ZM138 247H139V245H138ZM142 247H143V246H142ZM159 247H160V246H159ZM163 247H161V248H163ZM175 247H176V246H175ZM215 247H216V246H215ZM250 247H252V245H251ZM254 247H255V246H254ZM257 247L260 248V245H259V246H256V248H257ZM19 248H20V247H19ZM22 248H20V249L22 250ZM31 248H32V247H31ZM79 248H80V247H79ZM100 248H99V249H100ZM109 248L111 249L112 247H109ZM157 248H158V246L156 247V249H157ZM226 248H227V247H226ZM240 248H241V246H240ZM17 249H18V247H17ZM23 249H24V248H23ZM80 249H85V251H87V250H86V247H84V248H80ZM90 249H91V248H90ZM101 249H102V248H101ZM112 249H114V248H112ZM137 249H138V248H137ZM141 249H142V248H141ZM141 249H140V251H141ZM147 249H148V247H147ZM154 249H155V248H154ZM167 249H168V248H167ZM167 249H166V250H167ZM177 249H178V248H177ZM179 249H180V248H179ZM245 249H246V248H245ZM18 250H19V249H18ZM18 250H17V251H18ZM21 250H20V251H21ZM24 250H25V249H24ZM26 250H27V249H26ZM135 250H136V249H135ZM169 250H170V249H169ZM224 250H225V249H224ZM226 250H227V249H226ZM230 250H231V249H230ZM232 250H234V248H233ZM247 250H249V249H247ZM247 250H246V251H247ZM256 250H257V249H256ZM260 250H261V248H260ZM260 250H259L258 253L262 252V251H260ZM54 251H56V250H54ZM57 251H58V250H57ZM57 251H56V252H57ZM95 251L97 252V251H99V250H96V249H95ZM114 251H116V248H115ZM114 251H113V252H114ZM138 251H139V250H138ZM143 251H145V250H143ZM242 251H243V250H242ZM246 251H245V252H246ZM249 251H251V249H250ZM257 251H258V250H257ZM257 251L254 250V252H255L254 255L257 254V253H256ZM28 252H29V251H28ZM39 252H40V251H39ZM96 252H95V253H96ZM153 252H154V250H153ZM159 252H160V250L158 251V253H159ZM163 252H164V251H163ZM3 253H4V252H3ZM11 253H12V252H11ZM18 253H19V252H18ZM25 253H26V252H25ZM25 253H24V251H23L22 254H25ZM47 253H49V252L47 251ZM47 253H46V254H47ZM50 253H52V252H50ZM50 253H49V254H50ZM63 253H64V252H63ZM93 253H94V251H93ZM95 253H94V254H95ZM119 253H120V252H119ZM132 253H133V252H132ZM154 253H155V252H154ZM169 253H172V252H169ZM173 253H174V252H173ZM233 253H234V252H233ZM240 253H241V252H240ZM242 253H243V252H242ZM242 253H241V254H242ZM262 253H263V252H262ZM7 254H8V252H7ZM19 254H21V253H19ZM32 254H33V253H32ZM49 254H48V255H49ZM53 254H54V253H53ZM55 254H57V253H55ZM100 254H101V253H100ZM100 254H98V255H100ZM140 254H141V252H140ZM142 254H143V253H142ZM142 254H141L140 256H142ZM225 254H226V253H225ZM228 254H230V251L228 252ZM231 254H232V253H231ZM231 254H230V255H231ZM235 254H236V253H235ZM235 254H234V255H235ZM27 255H28V254H26V256H27ZM33 255H34V254H33ZM38 255H39V254H38ZM43 255H45V254H43ZM50 255H51V254H50ZM50 255H49V256H50ZM92 255H93V254H92ZM162 255H165V254L162 253ZM169 255H170V254H169ZM232 255H233V254H232ZM5 256H6V255H4L3 258H7V257H5ZM9 256H10V255H9ZM11 256H12V255H11ZM20 256H21V255H20ZM29 256H30V255H29ZM40 256H41V254H40ZM45 256H46V255H45ZM59 256H60V255H59ZM77 256H78V255H77ZM86 256H87V257H90V256H88L87 254H86ZM101 256H102V255H101ZM160 256H161V253H160ZM259 256H262V259L264 260V258H263L264 255H263V254H262V255H258V258H257V259H259ZM24 257H25V255H24ZM33 257H34V256H33ZM138 257H139V256H138ZM156 257H157V256H156ZM164 257H166V256H164ZM170 257H171V256H170ZM172 257H173V256H172ZM172 257H171V258H172ZM230 257H232V256H229V258H230ZM254 257H255V256H254ZM1 258H2V256H1ZM3 258H2V260H3ZM29 258H30V257H29ZM44 258H45V257H44ZM47 258H49V257L47 256ZM50 258H51V260H52V257H50ZM76 258H77V257H76ZM93 258H94V256H93ZM122 258H123V257H122ZM154 258H155V257H154ZM161 258H162V256H161ZM167 258H168V257H167ZM247 258H248V256H247ZM250 258H251V256H250ZM80 259H81V258H79V260H80ZM88 259H91V258H88ZM105 259H106V258H105ZM107 259H109V258L107 257ZM111 259H112V258H111ZM150 259H151V258H150ZM230 259H231V258H230ZM252 259H253V257H252ZM262 259H261V257H260V259H259L258 261L261 260L260 262H262ZM30 260H31V259H30ZM34 260H36V259H34ZM49 260H50V259H49ZM54 260H55V259H54ZM60 260H61V258H60ZM86 260H87V258H86ZM139 260H140V259H139ZM147 260H148V259H147ZM169 260H170V259H169ZM23 261H24V260H23ZM31 261H32V260H31ZM31 261L28 260V262H31ZM63 261H64V260H63ZM104 261H105V260H104ZM171 261H172V260H171ZM3 262H5V264H6L7 259H6V261L3 260ZM32 262H33V261H32ZM80 262H81V261H80ZM87 262H91V261L88 260ZM114 262H116V261H114ZM124 262H125V261H124ZM154 262H155V261H154ZM244 262H245V261H244ZM20 263H21V262H20ZM33 263H34V262H33ZM41 263H42V262H41ZM81 263H82V262H81ZM106 263H107V262H106ZM152 263H153V262H152ZM253 263H254V262H253ZM262 263H264V262H262ZM3 264H4V263H3ZM37 264H39V263H37ZM43 264H44V263H43ZM45 264H46V263H45ZM57 264H58V262H57ZM60 264H61V263H60ZM82 264H83V263H82ZM86 264H87V263H86ZM118 264H119V263H118ZM124 264H125V263H124ZM133 264H134V262H133ZM155 264H156V263H155ZM259 264H260V263H259Z\"/></svg>", "mask_w": 264, "mask_h": 264}]
</instances>
